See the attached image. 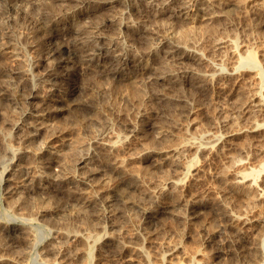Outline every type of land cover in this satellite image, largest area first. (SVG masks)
<instances>
[{
	"label": "rangeland",
	"instance_id": "1",
	"mask_svg": "<svg viewBox=\"0 0 264 264\" xmlns=\"http://www.w3.org/2000/svg\"><path fill=\"white\" fill-rule=\"evenodd\" d=\"M36 1L35 0H0V47L8 46V49H6V50L2 49L0 52V71L3 72V73L0 72V75L3 76V77L0 76V78H1L0 79V84H1L0 85V145L2 146V147L0 146L1 147L0 148V150H1L0 151V181H1L2 185L4 183H6V184L9 183L11 185V187H13L11 189V193H5L4 188L0 189V194H1V196H0V256H1L0 257V259H1L0 264L1 263L2 264L3 263L4 264H126V263L127 264H129V263L130 264H145L146 262H148L149 264H264V194L261 197H259L257 200L256 196H254V195H256L255 191L253 189H250V188H249V190H250L249 191L248 188H246L245 184L244 185L241 184V185H238L235 187H231V185H232L231 182L233 181L232 179L234 178L233 175H234V173L239 172L238 170H240V172H242V173L247 172V173H245L248 175L247 181H246L247 183H251L253 180H255V182L259 184L260 189L262 188L261 183L262 184L264 183V177L262 175L263 174L262 169L264 166V138H262L260 135L257 134L260 132L254 133V136H253V134H247L246 132H243V130L246 129V127L248 128L249 126L252 125L251 122L253 121L250 117H248L249 116L248 115L249 110H247L245 107L248 103L247 100H249V97H250V95H248L246 93L251 94L250 89H253V88L255 89L256 87L259 86L261 88L260 93L262 96H264V74H263L264 73V20L261 19V17L264 18V11H263L264 9L262 8V6H263L262 2L264 4V0H244V2H243V0H241L242 2L241 1L239 2V0H232V3H231V0H219L221 5L218 8H214V9H212L207 4L209 0H198V1L197 0H187V1L191 2V5L193 6V7L191 6V9L193 10V11L191 10V14H192L191 19H193L191 21H186L181 16H180L181 17L180 18L178 15L179 13H177L173 9H169L168 11L161 12L160 9L155 8L156 7L155 6L152 8V10H150L151 7H149V4L143 0H136V1L135 0H125V1L120 0L121 2H115V3L105 4V5L102 3L101 4H93V3L91 4V2L90 3L87 2V3H85L84 7L77 8V9H76V7H74V5H76V3L79 0H60V1H57L56 3H54L56 5H54V4L52 5L53 6L52 10L48 9V6H47V3L49 1L51 2V0H44V1L43 0H41V1L36 0ZM131 1H132V3H131ZM199 1L200 2L202 1V2L200 3ZM228 1H230V2H228ZM236 1L238 2V4H237L238 7L236 6ZM61 2H62V4H61ZM227 2L230 3V6H232V7H230V6L224 7L225 3H227ZM44 3H46V4H44ZM198 4H200V5L198 6ZM33 5L35 7H33ZM39 5L40 6L43 5V7L45 9L40 7ZM108 6H111V7H108ZM141 6H142V8H141ZM54 7H55V9H54ZM199 7H201V8H199ZM65 8H66V10H65ZM147 8H148V10H147ZM227 8L229 11L227 10ZM99 9H101V10H99ZM221 9L223 12L220 11ZM45 10H46V12H44ZM48 10L51 12L52 15L50 14V12ZM75 10H76V12H75ZM113 10H114V12L116 11L117 14L114 13ZM135 10H136V13H135ZM206 10H208V11H206ZM213 10H214V12L216 10H218V11H216L214 15L211 14L212 16H211V20H209L210 22L209 21L206 22V20L205 21L199 20L200 15L202 13H209V11H211V13H214V12H212ZM225 10H227L228 13H227V11L225 12ZM41 11H43L42 12L43 14L41 13ZM70 11H72V12H70ZM259 11H261V12L259 13ZM105 12L108 14H106ZM142 12H145V13L149 12V13L148 14L146 13V15H145V13H142ZM44 13H45V15H47V13H49V14L47 16H45ZM56 13H57V15H56ZM139 13H141V14H139ZM68 14L70 16L72 15V17H70ZM99 14H101V15H99ZM149 14L151 16L152 15L153 16L151 17ZM193 14H194V16H193ZM256 14H258V15H256ZM113 15H115V16H113ZM173 15L175 16V18ZM40 17H41V19H40ZM44 17H47L49 19L56 17V18H58V20H60V23H59L58 28H57L58 29L57 32L60 31V29H61V33L64 34V37L61 40L62 42L60 43V45L65 44V42L67 43L69 41H74V38H79V36L73 35V33H72L73 30L78 31L80 34H82V36H83L82 38H84L82 41H84V42H86L87 39H89L88 36L91 35L90 32L92 31V37H93V41L96 44V48L100 47L103 44L106 37H108L109 39H112L119 47H122V46L123 47L125 46L126 48L130 47L132 54L133 55L135 54L136 60L138 59L136 61L135 65L139 64L140 66H142V64H143L146 72L142 71V72H144V73H142L140 69L138 70V69H133V68H130V69L125 70V71L124 70L121 71V69H119L118 70V71H120V74L118 75L119 77H115L114 74H100V73H96V72L92 73V71H90L89 69L85 70L84 64L77 58H75V60H72L70 63H63L61 65L59 64L58 66L55 67L54 66L55 62H54V59L52 58L51 64L54 68L55 73L51 77L48 76L44 70L45 69V66H44V63H45L44 59L45 58L44 57H45L46 51H47L46 36H47L48 32H45L43 30V28L41 27L42 22L44 20ZM111 17H112L111 20L113 22H112V26L109 27V29L106 28L107 30L102 31V30H97L96 28H94V26H96V24H99L103 20H105L107 18H111ZM117 17H119L121 20L119 18L117 19ZM152 18H154V19H152ZM176 18H178V19H176ZM179 19H182V20H179ZM94 21H96V22H94ZM196 21H197V23H196ZM116 22L118 25H120V27H118ZM155 22H157V23H155ZM203 23H204V25H202ZM40 24H41V26H40ZM60 25H62V26L59 29ZM70 25H71V28H70ZM77 25H78V27H77ZM133 25H134V28L135 27H137V28L134 29ZM179 25H180V27H179ZM195 25H197V26H195ZM200 25H201V27H200ZM209 25L211 27H209ZM83 26L84 27L86 26V27L84 28ZM131 26H132V28H131ZM206 26H208V27H206ZM74 27H76V28H74ZM124 27H126V28H124ZM117 28H119V29H117ZM203 28H205V30ZM112 29H114V30H112ZM131 29H133V30H131ZM184 29H186V33H185ZM206 29L208 32L206 31ZM211 29H213L214 32ZM191 30H192V32H189ZM136 31H137V33H136ZM145 31H146V34L144 35ZM150 31H151V34H150ZM180 31L182 32V34L184 32L185 35L184 34L182 35ZM132 32H133V34H132ZM202 32H203V34H202ZM204 32H205V34H204ZM191 33L194 35H192ZM195 33H197V35ZM128 34H130L131 36H129ZM137 34L138 35L140 34L139 37ZM162 34H163V36H162ZM135 35H136V37H135ZM170 35L175 36L174 38L177 40H178V37L176 38V35L177 36L180 35L179 39L181 38L184 41H186V42H184L183 40L180 39V41L182 42L183 48L181 46L180 47L181 49H179V48L176 49V47H174L173 45H171V44L166 45V43H164V41H161L164 36H170ZM233 35L235 38L233 37ZM109 36H111V37H109ZM182 36H183V38H182ZM193 36H196V40H195V37H193ZM129 37H130V39L133 38L134 40L133 39L130 40ZM184 37H185V39H184ZM216 37H217V39H216ZM218 37L221 40L222 44H220V43L218 45L216 44L217 42L220 41L218 39ZM189 38H190V40H189ZM144 39H145V42H143ZM192 39L195 40V43L193 42ZM126 40H128V41H126ZM215 40H216V42H215ZM196 41H198V42H196ZM234 41H236L237 43H235ZM119 42H120V44H119ZM130 42H131V45H128ZM146 42H147V44L148 43L149 44L145 45ZM121 43H123V44H121ZM185 44H186V46H185ZM193 44H196V45H193ZM187 45H189V48L187 47ZM190 45L192 47H195V48L192 49V47H190ZM152 46L155 48L153 49ZM170 47H172V48H170ZM201 47H202V49H201ZM226 47H227V49H226ZM162 49H167L166 51L164 50V53L166 54V56L163 53ZM194 49L196 51H194ZM64 50L70 51L68 48L62 47L61 55L63 57L65 55ZM153 50H155V51H153ZM170 50L172 51V53ZM248 50H249V53H248ZM188 52H190V53L188 54ZM232 52L234 55H236L235 59L233 58V56H229V55H231ZM245 52H247V53H245ZM250 52H252L253 54H251ZM183 53H186L189 55V56L187 55L189 58H186L187 60L189 59L188 61L183 58L186 61V63L181 58L183 56ZM191 53H192V55H191ZM195 53L196 54L198 53V55L201 57H199L198 55L195 56ZM176 54H179V55L177 56ZM181 54H182V56H181ZM222 54L224 57L222 56ZM244 54H246L247 56L249 54H251L253 56V63H252V61L251 62L248 61L247 56H245L246 57L245 58ZM154 55H156V56H154ZM96 56H97L96 59H98L100 57L99 55H96ZM194 56H195V58H194ZM162 57H164V58H162ZM176 57H178V58H176ZM201 58H202V60H201ZM231 58H233L234 61ZM140 59H142V60H140ZM219 59H221V60H219ZM161 60H163V61H161ZM181 60L184 63L181 62ZM235 60H239L240 62L239 61L235 62ZM143 62H145V63H143ZM194 62H195V64H194ZM205 62H206V65H208V67H206ZM243 62H246V65ZM198 63H199V66H198ZM201 63L204 65H202ZM200 64H201V66H200ZM148 65L150 67L151 66L152 67L150 68V67H148ZM209 65H211V66H209ZM232 65L235 67V71H234V67ZM167 66L171 68L170 74L168 72L169 70H168ZM220 66L223 70H220L221 69ZM184 67H186V69H184ZM148 68H150L151 70H149ZM153 68H155V69H153ZM157 68H159V71ZM206 68L208 70L210 68L216 69V74L213 77L214 80L211 79L212 80V81L210 80L211 82H209V81L207 82L204 79V77L202 76L207 71ZM255 69L257 70V72L261 73L260 76L256 77L255 74L257 72ZM161 70L162 71L164 70V71L162 72ZM137 71H138V73H137ZM189 71H190V73H189ZM253 71L255 72V74H253ZM159 72H161V73H159ZM198 72H200L201 75H200V73L198 74ZM230 72H232L231 75L229 74ZM111 73H113V72H111ZM124 73H126L127 77H125V78H127L128 80L127 79L121 80L122 82L120 83V80H118V79L120 78V75L124 74ZM4 74H5V76H4ZM160 74L162 76H164V78H165L164 83H157L153 80V78L155 76L160 75ZM192 74H194V75H192ZM146 75H149V76L146 77ZM168 75L170 77H167ZM191 75H192V77H191ZM111 76H113V77H111ZM175 76H178V77L175 78ZM261 76H262V78H261ZM133 77L136 78L137 80L135 79V81H133L134 80ZM257 79H259V80H257ZM111 80H112V82H110ZM129 80H130V82H129ZM174 81H175V83H174ZM204 81L206 82V85H205ZM134 82L138 83L139 85L135 84ZM149 82H151V83H149ZM122 83L126 84L124 86H127V85L129 86V84L131 83V86H129V87L127 86L126 87L127 90H126V89H124V86ZM209 83H211V84H209ZM149 84H150V86L152 84L153 87L152 86L150 87ZM155 84H156L157 88L155 87ZM159 84L164 85V86H161ZM179 84L181 87L179 86ZM243 84L245 85V87L242 86ZM253 84H255V85H253ZM132 85L134 88L135 87L136 88L135 89L132 88ZM240 85H241V87H240ZM73 86H75L77 89L73 90L72 89ZM114 86H116V87H114ZM140 86H142V87L140 88ZM171 86L173 88H171ZM176 86H178L179 88L178 87L175 88ZM98 87L100 88V90L98 89ZM109 87L111 90L109 89ZM119 87H121V88H119ZM158 87L161 89H159ZM32 88H34V90L37 92L36 93L37 97L29 99L28 95H29L30 91L32 90ZM92 88H94V89H92ZM130 88H132L133 90ZM138 88H140L141 90ZM143 88H144V91H143ZM204 88H205V90H204ZM233 88L235 89V91ZM90 89H92V90L90 91ZM96 89H98V90H96ZM156 89H158V90L156 91ZM177 89L179 90L180 93L178 92ZM75 90H77V91H75ZM160 90L161 91L166 90V91H163L164 92L163 93ZM123 91L126 92V94ZM158 91H159V93L161 92V94H159ZM167 91H168V94H167ZM173 91H175L176 95L173 93ZM248 91H250V92H248ZM13 92H14L13 95L9 94V93H13ZM39 92H40V94H39ZM69 92H72V93H69ZM94 92H96V93H94ZM121 92H123V93H121ZM137 92H139V93L137 94ZM177 92L179 93V95ZM6 93H7V95H6ZM133 93H134V96H136L135 98L133 96ZM141 93H142V95H141ZM154 93H156V94H154ZM172 93H173V95H172ZM57 94H59L60 97L61 96L62 97L61 98L58 97L59 98L58 99L56 96H54ZM87 94H88V96H87ZM103 94L105 95V97ZM130 94L132 95V97L130 96ZM135 94H137V95H135ZM181 94H182V96H181ZM38 95H40V96H38ZM44 95L46 98L44 97ZM128 95L132 99L131 101H130V98H128L126 100ZM160 95H162V96H160ZM174 95L177 97H175ZM84 96H86V97H84ZM79 97H80V99L82 98L83 100L85 98L84 101L87 100L86 106L83 107L84 108L83 110H79V111L74 110V111H70V112L61 110L63 108L62 105H64L65 103L69 104L71 101H75V98H77L76 100H78ZM170 97H171V99H170ZM176 100H177V102H176ZM168 101H170V103ZM172 102L174 105L177 104L176 107L171 104ZM162 103L166 107H164L162 105ZM238 103H242V104L238 105ZM35 104H38V105L40 104L41 107L43 106L42 107V108H44L43 112H46L47 114H49L47 117V120H46V127H47L46 135H48L49 137L46 140H44L42 138V136H39L37 138H32L31 140L30 139L27 140L23 137V134H24L23 129L20 128V127H22V124L24 123L23 121L27 119V117L25 115L26 111H28V109L31 107V105H35ZM67 104H65V105H67ZM162 106H163V108H162ZM240 106H241V108H240ZM49 107L54 109V110L48 109ZM180 109H182V110H180ZM168 110L171 112L173 111L172 113L170 112L171 115L170 114L166 115L169 113ZM246 110H247V112H246L247 114L245 113ZM53 112H55V113H53ZM163 113H165V115ZM241 113H242V115H241ZM3 115H6L7 117H3ZM174 115H175V117H174ZM246 115H248V116H246ZM245 116L248 117L247 118L248 120L246 119ZM257 117L256 118L254 117V122L259 121L257 123H259V124L262 123V130H264V119L261 118L262 116H257ZM6 118H7V121H6ZM95 119H97L98 121ZM255 119H256V121H255ZM231 120H233L232 121L233 123L231 122ZM158 121H161L160 124H158L159 123ZM171 121H172V123L174 122L173 126L169 125L171 123ZM167 124L169 127L167 126ZM165 127H168V128H165ZM236 128H237V130H239V128H240L241 133H239L238 136H234L232 139H230V141L234 140V142H232V141H231L232 143L229 141L225 142V139L222 138L224 136L223 133H226V132H228L230 130H234V129L236 130ZM169 130H171V131H169ZM50 132H52L51 135H50ZM192 133H193V135H192ZM244 133H246V134H244ZM203 134H204V137L202 136ZM220 134H223V136H221ZM196 135H198V137H196ZM218 135H220V137H218V139H217ZM9 136H10V138H9ZM167 136H168V138L165 139L164 137H167ZM181 136H183V139H181L182 138ZM186 136L187 137L189 136L188 138H190L191 141H190V139H188V141L193 142L194 146H197V145L201 146L200 147L201 150L198 149V151H197L195 148L186 147V148H184L185 151L184 150L180 151L182 153H180V152H177L175 154L172 153L170 151L171 147H174V145H177L179 140L180 141L184 140V142H185ZM208 137L209 138L211 137V138L206 139ZM258 137H259V139H257ZM196 138L199 140H195ZM255 138L258 140V142L256 141ZM113 139H114V141H113ZM214 139L215 140L217 139L216 140L217 142ZM260 139H262V140H260ZM153 140L155 143L153 142ZM156 140H158V141H156ZM159 140H161V141H159ZM175 140L176 141L178 140V141L176 142ZM45 141L49 142V144H51V145L53 144L52 147L57 146V148H59V150L62 151V155L65 156V157L63 156L64 158L62 157L63 158V160H62V158H61L62 155L61 154H60L61 156L59 155L61 161L64 162V166H65L64 168L62 167L63 169L61 172V177H62L61 183H58V182H57L58 184L52 183V184H54V185H52L51 183L46 184V183H42L41 181H36V180L34 181L33 180L34 179L33 176H35L37 174L36 171H38V170L40 171L42 169L41 166H39V165H40V162L43 160L42 159L43 155L45 154L44 149L47 145V143ZM67 141H69V142H67ZM148 141H151V142H148ZM195 141H196V143L198 141L199 142L201 141V142L200 143L198 142L199 144H196V143H194ZM202 141H204L203 142L204 144L202 143ZM206 141L207 142L208 141L209 142L214 141V142L213 143L208 142V144H205V143H207ZM5 142H7V144L8 145L10 144V145L7 146ZM78 142H80V143H78ZM109 142H110V144H109ZM139 142H141L140 145H139ZM166 142H168L170 145ZM181 142H183V141H181ZM181 142H179V143H181ZM186 142H187V139H186ZM145 143L146 144L149 143V147H150V148H147L149 150L147 155L144 153H141V150H140V149H143V148L148 146V144H147V146H145L146 145ZM172 143H174L173 146H171ZM143 144H144V147L142 146ZM151 144L157 148H154ZM156 144H157V146H156ZM164 144L169 148H167ZM60 145H61V147H60ZM63 145H64V147H63ZM73 145H76V146H73ZM109 145H111V147H112V148L110 147L111 150L109 148ZM202 145H203V147H202ZM230 145H231V147H230ZM71 146H72V148H71ZM78 146H79L80 150L73 149V147L77 148ZM96 146L98 147L97 149H96ZM208 146H210V147H208ZM100 147H102V148H100ZM106 147H108L109 150ZM159 147H160V149H158ZM161 147L163 149H161ZM220 147H223V148L225 147L226 149L225 148L219 149ZM62 148H63V150H62ZM103 148L105 151L103 150ZM151 148L154 150H152ZM206 148H207V150H206ZM7 149H9V150H7ZM15 149H17V150H15ZM2 150H3V152H2ZM6 150L9 152H7ZM164 150L166 151L164 154L157 153V152L164 151ZM219 150H222V151H219ZM234 150H236V151H234ZM15 151H17V152H15ZM75 151L77 152V154ZM79 151H80V153H79ZM150 151H152V152H150ZM229 151H230V153H229ZM65 152L68 154V157L70 156V158L67 157V154ZM170 152H171V154H170ZM183 152H185V153H183ZM195 152H197V153H195ZM63 153H65V154H63ZM179 153H180V155H179ZM226 153H228V154H226ZM2 154H4V155H2ZM36 154H38V155H36ZM74 154H76V156ZM106 154H107V157L105 156ZM168 154H169V157H168ZM229 154H231V155H229ZM22 155H24V156H22ZM28 155H30V156H28ZM79 155H81V157H84L86 159L87 163L89 161L88 164L87 163L85 164V166L88 165L89 168H88V166L87 167L84 166L83 168H80V166H77L75 163L73 164V162H75V160L78 157H80ZM175 155H177V156L175 157ZM32 156H34V157L32 158ZM38 156H40V157H38ZM71 156H72V158H71ZM230 156H231V158H230ZM234 156H235V158H232ZM29 157H30V159H29ZM36 157H37V159H40L41 161L37 160ZM74 157L76 159H74ZM109 157L111 159H109ZM228 157L230 158V162L228 161L229 160ZM27 158H28V160H27ZM67 159H68V161H67ZM112 160H114V161H112ZM115 161H116V163L120 162L121 164L118 163L116 165ZM172 161H174V162H172ZM192 161L196 162V164H193ZM235 161H237V163ZM36 162H37V164H36ZM234 162H235V165H234ZM108 163L110 166L108 165ZM111 163H114V164H111ZM229 163H230V165H229ZM22 164H23V166H22ZM26 164H28V165L30 164V165L28 166ZM32 164H33V166H32ZM103 164H105V165H103ZM174 164L176 166H174ZM188 165L192 166L194 168L192 171H190L191 173H193L195 175L194 178L199 177L200 179H196V181H193L191 177H188V176L185 177L184 176V177H182V180L184 183V184L182 183L183 184L182 187L177 188V189H171V187L165 186V185H167V182H168L167 179L169 180V178L171 179V178L178 176V175L183 176L184 168L187 167ZM14 166H16L15 171H14V169H15ZM24 166L28 167L27 171H23L22 167H24ZM34 166H37L38 170ZM115 167L119 170H117ZM173 167H175V168L173 169ZM69 168L71 170H68ZM87 168H88V170H87ZM83 169H85L86 171L84 172ZM131 169L133 172H130V174H129V171ZM222 169H223V173L222 172L220 173V171H222ZM224 169L226 171H224ZM89 170H90V172H89ZM137 171L140 173V174L137 173V175H139L141 177V181H140L139 176H138L139 178L137 177V175L135 176ZM123 172H125V173H123ZM225 172H226V174H225ZM64 173H65V175H64ZM122 173H123V175H121ZM249 173H252L253 177ZM15 174H17L19 177ZM23 174H25V175L23 176ZM26 174L30 177H28ZM82 174L85 176L88 175L89 182H91V181L95 182V185L93 184V182H91L92 183L91 185L97 191L96 195L94 193V196L92 199V202H94V203L89 204L87 207L82 205L81 201H79V200H71V199L67 200V197H66L67 189L70 188L69 186H71L70 185L71 183L68 180L69 178L67 179V177H71V176L77 177L80 175L83 176ZM89 174H91V175H89ZM133 174H134V176H132ZM197 174H198V176H197ZM7 175L9 176V179H11V180L9 182H4L3 178L6 179ZM130 175H131V177H130ZM25 176H27V177H25ZM255 176H257L258 178ZM106 178H108V179H106ZM250 178H251V180H250ZM29 179H31V181ZM64 179H67V180H64ZM126 179H127V181H126ZM135 179H136V181L134 182ZM129 180H131L130 181L131 183H129ZM224 180H227V181H224ZM102 181H103V183H101ZM132 181H133V183H132ZM29 182H31V183H29ZM139 183L142 185H140ZM43 184L47 185L48 187L45 185L43 186ZM105 184L108 187L103 186ZM130 184H132V185H130ZM138 184H139V186H138ZM227 184H229V185H227ZM135 185H137V186H135ZM160 185H162V186L159 187ZM14 186H16V188ZM104 187H105V189H104ZM120 187H125V188L124 189L121 188L122 191H120V189H119ZM225 187H227V189ZM52 188H54V189H52ZM118 189H119V191H117ZM188 189H189V193H194V195L200 196L199 197L200 200L202 199L201 201L199 200L198 207H195L197 210L196 215H195L193 209H191V207H189L187 205L185 206V203H183V200L186 199L185 194L188 191ZM242 189H243V191H242ZM48 190H51V191H48ZM128 190H129V192H128ZM156 190H158L160 192H158ZM171 190L173 192H171ZM174 190H177V191H174ZM179 190H180V192H178ZM230 190H232V191H230ZM161 191H163V192L165 191L164 194H162L163 192H161ZM182 191L184 194L182 193ZM20 192H22L23 195ZM114 192H116V193H114ZM117 192L118 193L120 192V193L118 194ZM125 192H126V194L124 196ZM130 192L134 193V195L131 194ZM166 192H167V194H166ZM197 192H199V193H197ZM235 192H237V193L235 194ZM145 193H147V195ZM178 193H179V195H178ZM200 193H203L202 196ZM103 194H104V197H102ZM106 194L109 196H106ZM120 194H122V195H120ZM180 194L182 195V197ZM252 194H254V195H252ZM97 195L98 196L100 195V196L98 197ZM119 195H120V198H122V199H123V197L127 198V204L130 202L132 209H131V206H129V204L127 205L126 203H124V201L121 202L119 200L120 198L117 197ZM126 195H129L131 197H129V196L127 197ZM141 195L143 196V198H141L142 197ZM145 195L148 197H146ZM151 195L152 196L155 195V196L152 197ZM176 195H177L178 200L175 198ZM214 195H216L218 198H216V196H214ZM20 196H21V198H20ZM23 196H25V197H23ZM111 196H113V197H111ZM133 196L135 198H133ZM138 196H140V197H138ZM110 197L116 198V200H117V203L115 202L116 203L115 205H114V202H112V204H111V205H114V210L116 208V211L113 214L114 216H111L108 220H103L100 217V215L98 214V213H100V212H98V210L100 211V207H99L100 201H102L103 198L104 199H110ZM161 197H162V199H161ZM172 197H174V198L171 199ZM183 197H185V198L183 199ZM206 197H208V198H206ZM252 197H253V199H252ZM24 198H25V200H24ZM199 198H197V199H199ZM204 198H205V200H204ZM99 199H101V200H99ZM138 199H140V201ZM206 199H208V200H206ZM219 199H222V200H219ZM223 199H225V200H223ZM48 200L50 203L47 202ZM132 200H133V202H131ZM10 201H11V203H10ZM23 201H26V202L23 203ZM30 201H31V203H30ZM137 202L140 204H136ZM149 202H150V206H149ZM210 202H212V203H210ZM222 202H224V203H222ZM227 202L231 203L234 207ZM9 203L11 205H9ZM26 203L29 205H26ZM141 203H143V206ZM168 203H170V205ZM226 203H227V205H231L232 207L227 206V205L224 206V204H226ZM163 204L167 205L169 208H171V212L168 211L169 213L165 212L164 214L163 213L161 215L158 214L156 217H150V218H147L143 213H141L144 206H145L144 209L154 211ZM116 205H117V207H116ZM178 205L181 207H179ZM213 205H214V207L220 206V208H215L216 211H214L215 209L212 207ZM28 206H30V207H28ZM80 206H81V208H80ZM127 206L129 209L126 208L127 209L126 210L125 207H127ZM172 206H173V208H172ZM83 207H84L87 214L85 213V211H83L84 210ZM89 207L92 208V210ZM133 207H135V208L133 209ZM228 207H230V209L232 208V211ZM47 208L49 210H47ZM87 208H89V210H87ZM95 208L97 209V211L95 210ZM176 209L177 210L179 209V211H178V212H180L179 214H177L178 212H176ZM121 210L122 211L124 210L125 215H123L124 212H122ZM174 210H175V212H174ZM224 210H228L232 214L239 215L241 217V220L238 222L239 224L237 223V224H235V226H230V224L228 223V221L225 218L226 213ZM199 211H201V212H199ZM213 211H214V213H213ZM170 213H172V214H170ZM173 213L174 214L176 213V214L174 215ZM68 214H69V217H68ZM128 214H129V216H128ZM82 215H83V217L80 218V216H82ZM115 215H116V217H115ZM159 215H160V217L162 216L160 219H159ZM165 215H166V217H165ZM130 216H131V218H129ZM223 216H225V217H223ZM20 217L22 219H20ZM24 217L27 220H23ZM62 217H63V219H62ZM65 217H66V219H65ZM93 217H96V218H93ZM112 217H114V218L112 219ZM179 217H181V218H179ZM67 218H69V219H67ZM86 219L87 220L89 219V220L87 221ZM94 219H96V220H94ZM86 221L89 223H87ZM91 221L93 223H91ZM58 222L61 225H63V227ZM8 223H17L16 228L14 230L15 232L13 233V235H11L10 232H7L5 229L6 225H8L9 227L12 226V225H9ZM22 223L24 225H22ZM57 223H58V225H57ZM68 223L71 227H69ZM90 223L92 226L90 225ZM206 225H207V227H206ZM209 225H211V226H209ZM23 226H25V227H23ZM58 226H59V229L64 228V229L59 230L60 232L62 231L61 233L57 229ZM88 226L90 228H88ZM66 227L67 228L69 227L68 230H65V229H67ZM237 227L239 229H237ZM21 228L23 229V232H22ZM71 228L74 230V232ZM18 229L21 231H19ZM76 229L79 230L80 232L78 233ZM211 229H214V231L213 230L211 231ZM241 229H242V232L240 231ZM63 231L65 232L66 235L63 233ZM70 231L73 233L71 234ZM209 231H211V232H209ZM19 232H21V234H22V236H20V238H19V243H21L22 246L21 245L20 246H14V245L10 244L9 241H11V239L9 238V236L13 237L14 234L20 235ZM243 232H245V233H243ZM26 234H27V236H26ZM62 234H64V235H62ZM82 234H83V236H82ZM23 235H25L26 238ZM84 235L85 236L87 235L89 238H87V236L85 237ZM71 236H72V240H71ZM137 236L139 239H137ZM96 237H97V239H96ZM123 237H124V239H123ZM27 238H29V239H27ZM83 238L85 239V241H83L84 240ZM115 239H116L117 243H116ZM32 240L34 242H32ZM68 240H71V241H68ZM73 240L76 242H73ZM118 240H120V242ZM27 243L29 245H27ZM59 243H61V245ZM69 243H70V245H69ZM81 243L83 244V246L85 245L84 248H82L83 246ZM23 244L25 247H23ZM52 244H54L55 247L57 245L58 246L55 248L54 245L52 246ZM120 244L122 245V247H120L121 246ZM123 244H125V245H123ZM50 245H51V248H50ZM20 247H22L23 251H22V249H20L21 251L19 250ZM45 247H46V249H45ZM58 247H59V249H58ZM73 247L74 248L77 247L78 249L74 250ZM125 247H126V249H125ZM24 248H26V249L24 250ZM79 248L83 249V250L85 249L84 250L85 252L83 250L80 251ZM87 248H88V250H87ZM116 248H118L119 251L116 250ZM137 249L140 252L137 251ZM72 250H73V252H72ZM126 250H127V252H126ZM116 251H118V252H116ZM141 251H143V252L145 251V254H143V252L141 253ZM83 253H85V254H83ZM73 254L75 256H73ZM76 254H78V256ZM131 257H133V258L131 259ZM128 258H130L132 262H129V260H127Z\"/></svg>",
	"mask_w": 264,
	"mask_h": 264
},
{
	"label": "bare ground",
	"instance_id": "2",
	"mask_svg": "<svg viewBox=\"0 0 264 264\" xmlns=\"http://www.w3.org/2000/svg\"><path fill=\"white\" fill-rule=\"evenodd\" d=\"M36 1V0H35ZM41 1V0H40ZM44 1V0H43ZM57 1H60V0H51V2L49 1H47L46 3H47V6H48V9H50V10H52V5L54 4V3H56ZM122 1V0H121ZM120 0H79L77 3H76V5H74V7H76V9L77 8H82V7H84V5H85V3H90L91 2V4L93 3V4H110V3H115V2H121ZM125 1V0H124ZM136 1V0H135ZM143 1H146V3H148L149 4V7H151V9L150 10H152V8L153 7H155V8H157V9H160V11L161 12H163V11H168L169 9H173V10H175L177 13H179L178 15H179V17L181 16L183 19H185L186 21H191V20H193V19H191L192 17V14H191V2H189V1H187V0H143ZM198 1V0H197ZM241 0H239V2H240ZM32 2V1H31ZM30 2V3H31ZM37 2V1H36ZM63 2V1H62ZM62 2H61V4H62ZM194 2V1H193ZM200 2V1H199ZM202 2V1H201ZM200 2V3H201ZM224 2V1H223ZM226 2V1H225ZM228 2H230V1H228ZM225 3V6L224 7H227V6H230V3ZM235 2V1H234ZM242 2V1H241ZM243 2H244V0H243ZM259 2V1H258ZM261 2V1H260ZM11 3V2H10ZM33 3V2H32ZM38 3V2H37ZM41 3V2H40ZM46 3H44V4H46ZM131 3H132V1H131ZM196 3V2H195ZM198 3V2H197ZM231 3H232V0H231ZM42 4V3H41ZM78 4V5H77ZM138 4V3H137ZM141 4V3H140ZM193 4V3H192ZM206 4V3H205ZM212 9H214V8H218L221 4H220V1L219 0H209L208 1V3H207ZM223 4V3H222ZM237 4H238V2L236 1V6H237ZM54 5H56V4H54ZM73 5V4H72ZM112 5V4H111ZM134 5V4H133ZM132 5V6H133ZM136 5V4H135ZM143 5V4H142ZM200 4H198V6H199ZM258 5V4H257ZM261 5V4H260ZM262 8L264 9V4H263V2H262ZM38 6V5H37ZM40 6V5H39ZM61 6V5H60ZM196 6V5H195ZM33 7H35L34 5H33ZM40 7H42V8H44L43 7V5L42 6H40ZM56 7V6H55ZM55 7H54V9H55ZM59 7V6H58ZM57 7V8H58ZM92 7V6H91ZM99 7V6H98ZM108 7H111V6H108ZM135 7V6H134ZM193 7V6H192ZM208 7V6H207ZM206 7V8H207ZM209 7V8H210ZM222 7V6H221ZM220 7V8H221ZM223 7V8H224ZM230 7H232V6H230ZM234 7V6H233ZM238 7V6H237ZM41 8V9H42ZM73 8V7H72ZM87 8V7H86ZM85 8V9H86ZM96 8V7H95ZM141 8H142V6H141ZM145 8V7H144ZM197 8V7H196ZM199 8H201V7H199ZM258 8V7H257ZM36 9V8H35ZM40 9V10H41ZM45 9V8H44ZM47 9V8H46ZM88 9V8H87ZM112 9V8H111ZM135 9V8H134ZM260 9V8H259ZM59 10V9H58ZM64 10V9H63ZM65 10H66V8H65ZM73 10V9H72ZM99 10H101V9H99ZM142 10V9H141ZM147 10H148V8H147ZM198 10V9H197ZM224 10V9H223ZM227 10H228V8H227ZM227 10H225V12L227 11ZM49 11V10H48ZM69 11V10H68ZM106 11V10H105ZM108 11V10H107ZM134 11V10H133ZM138 11V10H137ZM145 11V10H144ZM156 11V10H155ZM171 11V10H170ZM193 11V10H192ZM196 11V10H195ZM206 11H208V10H206ZM216 11H218V10H216ZM215 11V12H216ZM220 11H222V9L220 10ZM219 11V12H220ZM229 11V10H228ZM228 11H227V13H228ZM256 11V10H255ZM264 11V10H263ZM43 11H41V13H42ZM44 12H46V10L44 11ZM50 12V11H49ZM55 12V11H54ZM57 12V11H56ZM70 12H72V11H70ZM75 12H76V10H75ZM97 12V11H96ZM100 12V11H99ZM113 12H114V10H113ZM112 12V13H113ZM152 12V11H151ZM159 12V11H158ZM212 12H214V10L212 11ZM215 12L214 13H211V11H209V13H202L201 15H200V19L199 20H206V22L207 21H209V20H211V16L212 15H214L215 14ZM218 12V13H219ZM223 12V11H222ZM221 12V13H222ZM261 11H259V13H260ZM60 13V12H59ZM68 13V12H67ZM74 13V12H73ZM94 13V12H93ZM106 13V12H105ZM114 13H116V11L114 12ZM113 13V14H114ZM135 13H136V10H135ZM142 13H145V12H142ZM147 13V12H146ZM146 13H145V15H146ZM149 13V12H148ZM147 13V14H148ZM153 13V12H152ZM151 13V14H152ZM231 13V12H230ZM258 13V12H257ZM43 14V13H42ZM49 13H47V15H48ZM50 14H51V12H50ZM106 14H108V13H106ZM117 14V13H116ZM115 14V15H116ZM139 14H141V13H139ZM172 14V13H171ZM176 14V13H175ZM212 14V15H211ZM217 14V13H216ZM220 14V13H219ZM226 14V13H225ZM263 14V13H262ZM44 15H45V13H44ZM47 15H45V16H47ZM52 15V14H51ZM56 15H57V13H56ZM69 15V14H68ZM76 15V14H75ZM74 15V16H75ZM93 15V14H92ZM99 15H101V14H99ZM104 15V14H103ZM115 15H113V16H115ZM119 15V14H118ZM143 15V14H142ZM150 15V14H149ZM155 15V14H154ZM157 15V14H156ZM197 15V14H196ZM256 15H258V14H256ZM260 15V14H259ZM60 16V15H59ZM70 16V15H69ZM106 16V15H105ZM120 16V15H119ZM151 16V15H150ZM153 16V15H152ZM151 16V17H152ZM160 16V15H159ZM174 16V15H173ZM193 16H194V14H193ZM70 17H72V15L70 16ZM69 17V18H70ZM98 17V16H97ZM96 17V18H97ZM102 17V16H101ZM110 17V16H109ZM148 17V16H147ZM156 17V16H155ZM177 17V16H176ZM180 17V18H181ZM224 17V16H223ZM261 17V16H260ZM60 18V17H59ZM115 18V17H114ZM119 17H117V19H118ZM174 18H175V16H174ZM199 18V17H198ZM214 18V17H213ZM217 18V17H216ZM40 19H41V17H40ZM101 19V18H100ZM112 17L111 18H107V19H105V20H103L102 22H100L99 24H96V26H94V28H96L97 30H102V31H104V30H107L106 28H108L109 29V27H111L112 26ZM120 19V18H119ZM152 19H154V18H152ZM156 19V18H155ZM176 19H178V18H176ZM218 19V18H217ZM261 19H263L264 20V18L263 17H261ZM102 20V19H101ZM121 20V19H120ZM179 20H182V19H179ZM216 20V19H215ZM214 20V21H215ZM228 20V19H227ZM262 20V21H263ZM97 21V20H96ZM96 21H94V22H96ZM184 21V20H183ZM213 21V22H214ZM93 22V23H94ZM120 22V21H119ZM126 22V21H125ZM175 22V21H174ZM194 22V21H193ZM205 22V23H206ZM210 22V21H209ZM41 23V22H40ZM59 23H60V20H58V18H56V17H53V18H51V19H49V18H47V17H44V20H43V22H42V26H41V24H40V26L43 28V30L45 31V32H48L47 33V36H46V44H47V51H46V55H45V59H44V66H45V73L48 75V76H53L54 75V68H53V66H52V58L54 59V62H55V67L56 66H58L59 64L61 65V64H63V63H70L72 60H75V58H77V59H79L83 64H84V69L86 70V69H89L90 71H92V73L93 72H96V73H100V74H114L115 75V77H119L118 75L120 74V71H118L119 69H121V71L122 70H128V69H130V68H133V69H140L141 70V72L142 71H145V67L143 66V64H142V66H140L138 63V65H135V63H136V61L138 60H136V56H135V54L133 55L132 54V51H131V49H130V47L129 48H126L125 46L123 47H119L112 39H109L108 37H106V39L104 40V42H103V44L100 46V47H98V48H96V44H95V42L93 41V37H92V31L90 32L91 33V35L90 36H88L89 37V39H87V41L86 42H84V41H82L84 38H82L83 36H82V34H80L78 31H74L73 30V35H76V36H79V38H74V41H69V42H65V44H63V45H60V43L62 42L61 40L63 39V37H64V34L63 33H61V29H60V27L63 25L62 23V25H60L59 26V29H60V31H58L57 32V28H58V25H59ZM121 23V22H120ZM155 23H157V22H155ZM185 23V22H184ZM196 23H197V21H196ZM212 23V22H211ZM94 24V25H95ZM114 24V23H113ZM116 24H117V22H116ZM123 24V23H122ZM126 24V23H125ZM124 24V25H125ZM132 24V23H131ZM190 24V23H189ZM188 24V25H189ZM192 24V23H191ZM201 24V23H200ZM208 24V23H207ZM118 25V24H117ZM159 25V24H158ZM202 25H204V23L202 24ZM81 26V25H80ZM152 26V25H151ZM187 26V25H186ZM190 26V25H189ZM195 26H197V25H195ZM67 27V26H66ZM65 27V28H66ZM77 27H78V25H77ZM84 27V26H83ZM86 27V26H85ZM84 27V28H85ZM118 27H120V25H118ZM128 27V26H127ZM147 27V26H146ZM163 27V26H162ZM179 27H180V25H179ZM183 27V26H182ZM181 27V28H182ZM200 27H201V25H200ZM206 27H208V26H206ZM209 27H211L210 25H209ZM220 27V26H219ZM70 28H71V25H70ZM74 28H76V27H74ZM124 28H126V27H124ZM129 28V27H128ZM131 28H132V26H131ZM133 28H134V25H133ZM135 28H137V27H135ZM134 28V29H135ZM148 28V27H147ZM152 28V27H151ZM180 28V29H181ZM117 29H119V28H117ZM121 29V28H120ZM145 29V28H144ZM187 29V28H186ZM186 29H184L185 30V33H186ZM204 30H205V28H203ZM210 29V28H209ZM88 30V29H87ZM90 30V29H89ZM112 30H114V29H112ZM131 30H133V29H131ZM147 30V29H146ZM159 30V29H158ZM183 30V31H184ZM188 30V29H187ZM193 30V29H192ZM192 30L191 31H189V32H192ZM211 30H213V29H211ZM118 31V30H117ZM123 31V30H122ZM148 31V30H147ZM203 31V30H202ZM206 31H207V29H206ZM57 32V33H56ZM112 32V31H111ZM110 32V33H111ZM181 32V31H180ZM199 32V31H198ZM197 32V33H198ZM208 32V31H207ZM213 32H214V30H213ZM212 32V33H213ZM89 33V34H90ZM120 33V32H119ZM127 33V32H126ZM129 33V32H128ZM131 33V32H130ZM136 33H137V31H136ZM148 33V32H147ZM168 33V32H167ZM178 33V32H177ZM185 33L183 32V34L185 35ZM194 33V32H193ZM197 33H195L196 35H197ZM88 34V33H87ZM107 34V33H106ZM132 34H133V32H132ZM143 34V33H142ZM146 34V31H145V33H144V35ZM150 34H151V31H150ZM166 34V33H165ZM171 34V33H170ZM179 34V33H178ZM177 34V35H178ZM181 34H182V32H181ZM182 34V35H183ZM190 34V33H189ZM192 34V33H191ZM202 34H203V32H202ZM201 34V35H202ZM204 34H205V32H204ZM114 35V34H113ZM129 36H131L130 34H128ZM138 35V34H137ZM140 35V34H139ZM139 35H138V37H139ZM168 35V34H167ZM172 35V34H171ZM164 36L163 37V39L161 40V41H164V43H166V45L167 44H171V45H173L174 47H176V49L177 48H179V49H181L180 47L182 46V48H183V45H182V42L180 41V39H179V36H177L176 35V38L178 37V40L177 39H175L174 37L175 36ZM175 35V34H174ZM192 35H194V34H192ZM207 35V34H206ZM213 35V34H212ZM215 35V34H214ZM87 36V35H86ZM112 36V35H111ZM111 36H109V37H111ZM143 36V35H142ZM147 36V35H146ZM162 36H163V34H162ZM161 36V37H162ZM187 36V35H186ZM200 36V35H199ZM198 36V37H199ZM135 37H136V35H135ZM193 37H195V40H196V36H193ZM201 37V36H200ZM213 37V36H212ZM233 37H234V35H233ZM232 37V38H233ZM115 38V37H114ZM145 38V37H144ZM182 38H183V36H182ZM187 38V37H186ZM231 38V39H232ZM235 38V37H234ZM117 39V38H116ZM126 39V38H125ZM128 39V38H127ZM129 39H130V37H129ZM133 39V38H132ZM132 39H130V40H132ZM143 39V38H142ZM184 39H185V37H184ZM214 39V38H213ZM216 39H217V37H216ZM218 39H219V37H218ZM71 40V39H70ZM121 40V39H120ZM134 40V39H133ZM147 40V39H146ZM181 40H183V39H181ZM188 40V39H187ZM189 40H190V38H189ZM193 40V39H192ZM195 40H193V42L195 43ZM220 40V39H219ZM229 40V39H228ZM65 41V40H64ZM68 41V40H67ZM125 41V40H124ZM126 41H128V40H126ZM148 41V40H147ZM184 41V40H183ZM214 41V40H213ZM218 41V40H217ZM141 42V41H140ZM143 42H145V39L143 40ZM151 42V41H150ZM184 42H186V41H184ZM192 42V41H191ZM192 42V43H193ZM196 42H198V41H196ZM215 42H216V40H215ZM223 42V41H222ZM230 42V41H229ZM235 43H237L236 41H234ZM127 43V42H126ZM222 44L221 43V40L219 41V42H217L216 44L218 45V44ZM231 43V42H230ZM233 43V42H232ZM119 44H120V42H119ZM121 44H123V43H121ZM147 44V42L145 43V45ZM149 44V43H148ZM147 44V45H148ZM161 44V43H160ZM211 44V43H210ZM213 44V43H212ZM215 44V45H216ZM128 45H131V42L128 44ZM151 45V44H150ZM164 45V44H163ZM193 45H196V44H193ZM214 45V44H213ZM142 46V45H141ZM185 46H186V44H185ZM184 46V47H185ZM199 46V45H198ZM201 46V45H200ZM62 47H65V48H68L70 51H68V50H64L65 51V55H64V57L61 55V50H62ZM144 47V46H143ZM153 47V46H152ZM187 47L189 48V45H187ZM190 47H192L191 45H190ZM215 47V46H214ZM213 47V48H214ZM225 47V46H224ZM233 47V46H232ZM145 48V47H144ZM148 48V47H147ZM155 47H153V49H154ZM170 48H172V47H170ZM193 48H195V47H192V49ZM197 48V47H196ZM199 48V47H198ZM6 50V49H8V46H5V47H0V52H1V50ZM175 49V48H174ZM175 49V50H176ZM191 49V48H190ZM201 49H202V47H201ZM212 49V48H211ZM226 49H227V47H226ZM234 49V48H233ZM146 50V49H145ZM149 50V49H148ZM151 50V49H150ZM163 50V53H164V50L166 51L167 49H162ZM213 50V49H212ZM220 50V49H219ZM235 50V49H234ZM233 50V51H234ZM153 51H155V50H153ZM158 51V50H157ZM171 51V50H170ZM192 51V50H191ZM194 51H196L195 49H194ZM222 51V50H221ZM134 52V51H133ZM159 52V51H158ZM181 52V51H180ZM218 52V51H217ZM228 52V51H227ZM151 53V52H150ZM170 53V52H169ZM171 53H172V51H171ZM179 53V52H178ZM190 52H188V54H189ZM220 53V52H219ZM222 53V52H221ZM245 53H247V52H245ZM248 53H249V50H248ZM251 54H253L252 52H250ZM158 54V53H157ZM156 54V55H157ZM165 54V53H164ZM188 54H186V53H183V56H182V54H181V58L183 59H186V58H189L188 56ZM194 54V53H193ZM224 54V53H223ZM223 54H222V56H223ZM251 54H249L248 56L246 55V54H244V57L245 56H247V59H248V61H252V63H253V56L251 55ZM96 55H99L100 57L98 58V59H96ZM137 55V54H136ZM144 55V54H143ZM156 55H154V56H156ZM177 56L179 55V54H176ZM188 55V56H187ZM191 55H192V53H191ZM196 55H198V53L196 54L195 53V56ZM225 55V54H224ZM138 56V55H137ZM145 56V55H144ZM143 56V57H144ZM158 56V55H157ZM165 56H166V54H165ZM168 56V55H167ZM171 56V55H170ZM169 56V57H170ZM173 56V55H172ZM175 56V55H174ZM195 56H194V58H195ZM199 56V55H198ZM227 56V55H226ZM225 56V57H226ZM229 56H233V58L235 59L236 57V55H234L233 54V52L231 53V55H229ZM238 56V55H237ZM140 57V56H139ZM138 57V58H139ZM199 57H201V56H199ZM198 57V58H199ZM224 57V56H223ZM149 58V57H148ZM162 58H164V57H162ZM175 58V57H174ZM176 58H178V57H176ZM203 58V57H202ZM202 58H201V60H202ZM218 58V57H217ZM233 58H231L233 61H234V59ZM239 58V57H238ZM246 58V57H245ZM145 59V58H144ZM143 59V60H144ZM159 59V58H158ZM183 59V60H184ZM208 59V58H207ZM225 59V58H224ZM140 60H142V59H140ZM187 60V59H186ZM189 60V59H188ZM187 60V61H188ZM198 60V59H197ZM204 60V59H203ZM219 60H221V59H219ZM146 61V60H145ZM161 61H163V60H161ZM167 61V60H166ZM185 61V60H184ZM195 61V60H194ZM236 61H239V60H235V62ZM180 62V61H179ZM181 62H183L182 60H181ZM198 62V61H197ZM200 62V61H199ZM220 62V61H219ZM234 62V63H235ZM240 62V61H239ZM238 62V63H239ZM247 62V61H246ZM246 62H243L245 65H246ZM143 63H145V62H143ZM165 63V62H164ZM167 63V62H166ZM184 63V62H183ZM185 63H186V61H185ZM149 64V63H148ZM194 64H195V62H194ZM202 64V63H201ZM201 64H200V66H201ZM212 64V63H211ZM236 64V63H235ZM202 65H204V64H202ZM205 65H206V62H205ZM217 65V64H216ZM219 65V64H218ZM234 65V64H233ZM232 65V66H233ZM243 65V64H242ZM241 65V66H242ZM248 65V64H247ZM162 66V65H161ZM165 66V65H164ZM163 66V67H164ZM197 66V65H196ZM198 66H199V63H198ZM209 66H211V65H209ZM213 66V65H212ZM231 66V67H232ZM238 66V65H237ZM148 67H150L149 65H148ZM152 67V66H151ZM150 67V68H151ZM168 67V66H167ZM206 67H208V65H206ZM214 67V66H213ZM234 67V66H233ZM252 67V66H251ZM150 68H148L149 70H151ZM170 67H168V72H169V74H170V70H171V68L169 69ZM183 68V67H182ZM190 68V67H189ZM218 68V67H217ZM220 68H221V66H220ZM237 68V67H236ZM4 69V68H3ZM153 69H155V68H153ZM158 69V71H159V68H157ZM164 69V68H163ZM184 69H186V67H184ZM183 69V70H184ZM188 69V68H187ZM191 69V68H190ZM207 69V68H206ZM219 69V68H218ZM217 69V70H218ZM88 70V71H89ZM174 70V69H173ZM220 70H223L222 68L220 69ZM256 70V69H255ZM254 70V71H255ZM133 71V70H132ZM131 71V72H132ZM135 71V70H134ZM155 71V70H154ZM162 71V70H161ZM164 71V70H163ZM162 71V72H163ZM182 71V70H181ZM191 71V70H190ZM190 71H189V73H190ZM232 71V70H231ZM234 71H235V67H234ZM253 71V74H255V72ZM1 72V71H0ZM5 72V71H4ZM111 72H113V73H111ZM140 72V71H139ZM140 72V73H141ZM146 72V71H145ZM151 72V71H150ZM156 72V71H155ZM166 72V71H165ZM164 72V73H165ZM184 72V71H183ZM192 72V71H191ZM202 72V71H201ZM204 72V71H203ZM256 72H257V70H256ZM1 73H3V72H1ZM137 73H138V71H137ZM142 73H144V72H142ZM159 73H161V72H159ZM167 73V72H166ZM165 73V74H166ZM200 72H198V74H199ZM221 73V72H220ZM219 73V74H220ZM226 73V72H225ZM131 74V73H130ZM154 74V73H153ZM157 74V73H156ZM163 74V73H162ZM164 74V75H165ZM175 74V73H174ZM216 74V69L215 68H210L209 70L207 69V71L202 75L203 77H204V79L208 82H211L212 80H214L213 79V77H214V75ZM218 74V73H217ZM222 74V73H221ZM230 75L232 74V72H230L229 73ZM260 72H257L255 75H256V77L257 76H260ZM264 74V73H263ZM95 75V74H94ZM93 75V76H94ZM113 75V76H114ZM134 75V74H133ZM141 75V74H140ZM152 75V74H151ZM150 75V76H151ZM177 75V74H176ZM192 75H194V74H192ZM192 75H191V77H192ZM200 75H201V73H200ZM0 76H2V75H0ZM4 76H5V74H4ZM113 76H111V77H113ZM147 76H149V75H146V77ZM184 76V75H183ZM199 76V75H198ZM220 76V75H219ZM222 76V75H221ZM253 76V75H252ZM3 77V76H2ZM107 77V76H106ZM125 77H127L126 76V73H124V74H121L120 75V78L118 79V80H120V83L122 82L121 80H124V79H127V78H125ZM130 77V76H129ZM153 77V76H152ZM167 77H170L169 75L167 76ZM176 77H178V76H175V78ZM190 77V76H189ZM194 77V76H193ZM201 77V76H200ZM255 77V76H254ZM134 78V77H133ZM132 78V79H133ZM150 78V77H149ZM197 78V77H196ZM216 78V77H215ZM218 78V77H217ZM233 78V77H232ZM261 78H262V76H261ZM1 79V78H0ZM113 79V78H112ZM135 79L136 78H134V80L133 81H135ZM140 79V78H139ZM199 79V78H198ZM212 79V80H211ZM255 79V78H254ZM128 80V79H127ZM131 80V79H130ZM130 80H129V82H130ZM137 80V79H136ZM153 80L155 81V82H157V83H164V81H165V78H164V76H162L161 74L160 75H157V76H155L154 78H153ZM169 80V79H168ZM181 80V79H180ZM201 80V79H200ZM211 80V81H210ZM216 80V79H215ZM257 80H259V79H257ZM256 80V81H257ZM261 80V79H260ZM170 81V80H169ZM186 81V80H185ZM192 81V80H191ZM93 82V81H92ZM110 82H112V80L110 81ZM119 82V81H118ZM144 82V81H143ZM142 82V83H143ZM146 82V81H145ZM148 82V81H147ZM154 82V83H155ZM173 82V81H172ZM178 82V81H177ZM195 82V81H194ZM205 82V81H204ZM258 82V81H257ZM3 83V82H2ZM114 83V82H113ZM112 83V84H113ZM135 83V82H134ZM149 83H151V82H149ZM174 83H175V81H174ZM185 83V82H184ZM192 83V82H191ZM196 83V82H195ZM202 83V82H201ZM200 83V84H201ZM256 83V82H255ZM259 83V82H258ZM115 84V83H114ZM119 84V83H118ZM123 84V83H122ZM135 84H138V83H135ZM198 84V83H197ZM204 84V83H203ZM209 84H211V83H209ZM262 84V83H261ZM1 85V84H0ZM117 85V84H116ZM124 85H126V84H123V86ZM139 85V84H138ZM154 85V84H153ZM158 85V84H157ZM159 85H161V84H159ZM167 85V84H166ZM188 85V84H187ZM205 85H206V82H205ZM253 85H255V84H253ZM257 85V84H256ZM77 86V85H76ZM101 86V85H100ZM112 86V85H111ZM128 86V85H127ZM127 86H124V89H126V87ZM129 86H131V83L129 84ZM128 86V87H129ZM149 86H150V84H149ZM151 86H152V84H151ZM150 86V87H151ZM161 86H164V85H161ZM170 86V85H169ZM174 86V85H173ZM179 86H180V84H179ZM189 86V85H188ZM195 86V85H194ZM198 86V85H197ZM196 86V87H197ZM242 86H244L245 87V85L243 84ZM248 86V85H247ZM114 87H116V86H114ZM142 86H140V88H141ZM145 87V86H144ZM153 87V86H152ZM155 87L157 88V86H156V84H155ZM167 87V86H166ZM178 86H176L175 88H177ZM181 87V86H180ZM193 87V86H192ZM233 87V86H232ZM240 87H241V85H240ZM251 87V86H250ZM104 88V87H103ZM119 88H121V87H119ZM132 88H134L133 87V85H132ZM132 88H130V89H132ZM136 88V87H135ZM134 88V89H135ZM140 88H138V89H140ZM159 88V87H158ZM171 88H173L172 86H171ZM179 88V87H178ZM198 88V87H197ZM200 88V87H199ZM203 88V87H202ZM206 88V87H205ZM205 88H204V90H205ZM238 88V87H237ZM243 88V87H242ZM247 88V87H246ZM245 88V89H246ZM252 88V87H251ZM72 89L74 90V89H77L75 86H73L72 87ZM92 89H94V88H92ZM92 89H90V91L92 90ZM98 89L100 90V88L98 87ZM98 89H96V90H98ZM109 89H110V87H109ZM115 89V88H114ZM123 89V90H124ZM129 89V88H128ZM137 89V90H138ZM150 89V88H149ZM152 89V88H151ZM159 89H161V88H159ZM201 89V88H200ZM234 89V88H233ZM9 90V89H8ZM11 90V89H10ZM38 90V89H37ZM111 90V89H110ZM113 90V89H112ZM120 90V89H119ZM127 90V89H126ZM133 90V89H132ZM141 90V89H140ZM153 90V89H152ZM158 89H156V91H157ZM178 90V89H177ZM242 90V89H241ZM244 90V89H243ZM248 90V89H247ZM251 90V94L250 93H246V94H248V95H250V97H249V100H247L248 101V103H247V105L245 106L246 107V109L247 110H249L248 111V115H246V116H248V117H250L253 121L251 122V126H249L248 128L246 127V129H244L243 130V132H246L247 134H253V136H254V133H257V132H260V133H257L258 135H260L262 138H264V130H262V123L261 124H259V123H257V122H259V121H257V122H254V117L256 118L257 116H262L261 118H263L264 119V96H262L261 95V93H260V90H261V88L258 86V87H256L255 89L253 88V89H250ZM263 90V89H262ZM12 91V90H11ZM75 91H77V90H75ZM74 91V92H75ZM122 91V90H121ZM131 91V90H130ZM136 91V90H135ZM143 91H144V88H143ZM161 91V90H160ZM163 91H166V90H163ZM163 91H161V92H163ZM200 91V90H199ZM202 91V90H201ZM234 91H235V89H234ZM124 92V91H123ZM123 92H121V93H123ZM140 92V91H139ZM139 92H137V94L139 93ZM155 92V91H154ZM161 92L159 93V91H158V93L159 94H161ZM178 92H179V90H178ZM177 92V93H178ZM241 92V91H240ZM248 92H250V91H248ZM37 92L34 90V88H32V90L30 91V93H29V95H28V98L30 99V98H35V97H37V94H36ZM63 93V92H62ZM61 93V94H62ZM69 93H72V92H69ZM77 93V92H76ZM94 93H96V92H94ZM125 94H126V92H124ZM130 93V92H129ZM164 93V92H163ZM173 93L175 94V91H173ZM173 93H172V95H173ZM180 93V92H179ZM179 93H178V95H179ZM242 93V92H241ZM9 94H14V92L13 93H9ZM39 94H40V92H39ZM80 94V93H79ZM85 94V93H84ZM90 94V93H89ZM92 94V93H91ZM114 94V93H113ZM128 94V93H127ZM137 94H135V95H137ZM154 94H156V93H154ZM167 94H168V91H167ZM166 94V95H167ZM235 94V93H234ZM6 95H7V93H6ZM11 95V96H12ZM95 95V94H94ZM104 95V94H103ZM141 95H142V93H141ZM176 95V94H175ZM174 95V96H175ZM38 96H40V95H38ZM54 96H56L57 98L58 97H60V95L59 94H57V95H54ZM87 96H88V94H87ZM92 96V95H91ZM99 96V95H98ZM129 96V95H128ZM127 96V98H126V100L128 99V98H130V96L132 97V95L130 94V96L128 97ZM133 96H134V93H133ZM160 96H162V95H160ZM159 96V97H160ZM165 96V95H164ZM163 96V97H164ZM181 96H182V94H181ZM236 96V95H235ZM44 97H45V95H44ZM62 97V96H61ZM60 97V98H61ZM84 97H86V96H84ZM93 97V96H92ZM95 97V96H94ZM104 97H105V95H104ZM136 96H134V98H135ZM158 97V96H157ZM168 97V96H167ZM175 97H177V96H175ZM240 97V96H239ZM244 97V96H243ZM46 98V97H45ZM96 98V97H95ZM120 98V97H119ZM125 98V97H124ZM139 98V97H138ZM137 98V99H138ZM42 99V98H41ZM40 99V100H41ZM59 99V98H58ZM64 99V98H63ZM77 98H75V101H71L69 104H67V103H65V104H67V105H62L63 106V108L61 109L62 111H79V110H83L84 108L83 107H85L86 106V101H84L85 100V98H84V100L81 98L80 99V97H79V99L78 100H76ZM88 99V98H87ZM103 99V98H102ZM136 99V100H137ZM164 99V98H163ZM170 99H171V97H170ZM174 99V98H173ZM179 99V98H178ZM177 99V100H178ZM132 99L130 98V101H131ZM139 100V99H138ZM141 100V99H140ZM169 100V99H168ZM175 100V99H174ZM177 100H176V102H177ZM183 100V99H182ZM188 100V99H187ZM245 100V101H246ZM44 101V100H43ZM46 101V100H45ZM63 101V100H62ZM109 101V100H108ZM243 101V100H242ZM138 102V101H137ZM169 103H170V101H168ZM174 102V101H173ZM173 102L171 103L172 105H174L173 104ZM241 102V101H240ZM40 103V102H39ZM186 103V102H185ZM45 104V103H44ZM102 104V103H101ZM106 104V103H105ZM166 104V103H165ZM179 104V103H178ZM183 104V103H182ZM187 104V103H186ZM241 105L242 103H238V105ZM245 104V103H244ZM43 105V104H42ZM110 105V104H109ZM139 105V104H138ZM162 105H163V103H162ZM177 105V104H176ZM176 105H174L175 107H176ZM237 105V106H238ZM100 106V105H99ZM164 106V105H163ZM163 106H162V108H163ZM179 106V105H178ZM177 106V107H178ZM187 106V105H186ZM43 107V106H42ZM41 107V105L39 104H35V105H31V107L28 109V111H26V117H27V119L26 120H22L24 123L22 124V127H20V128H22L23 129V131H24V134H23V137L25 138V139H32V138H37V137H39V136H42V138L44 139V140H46L49 136L48 135H46V132H47V127H46V120H47V117H48V115L49 114H47L46 112H43L44 110V108H42ZM48 107V106H47ZM61 107V106H60ZM164 107H166V106H164ZM181 107V106H180ZM236 107V106H235ZM244 107V108H245ZM116 108V107H115ZM171 108V107H170ZM240 108H241V106H240ZM46 109V108H45ZM48 109H50V110H54V109H52V108H48ZM168 109V108H167ZM175 109V108H174ZM177 109V108H176ZM236 109V108H235ZM239 109V108H238ZM96 110V109H95ZM109 110V109H108ZM117 110V109H116ZM171 110V109H170ZM180 110H182V109H180ZM237 110V109H236ZM247 110L245 111V113L247 112ZM61 111V112H62ZM94 111V110H93ZM178 111V110H177ZM58 112V111H57ZM169 112V113H168ZM168 114H166V115H169L170 114V112L171 111H169L168 110ZM173 112V111H172ZM171 112V113H172ZM182 112V111H181ZM244 112V111H243ZM53 113H55V112H53ZM59 113V112H58ZM78 113V112H77ZM90 113V112H89ZM93 113V112H92ZM97 113V112H96ZM178 113V112H177ZM66 114V113H65ZM64 114V115H65ZM164 115H165V113H163ZM247 114V113H246ZM67 115V114H66ZM171 115V114H170ZM241 115H242V113H241ZM51 116V115H50ZM68 116V115H67ZM77 116V115H76ZM93 116V115H92ZM148 116V115H147ZM173 116V115H172ZM244 116V115H243ZM245 116V117H246ZM3 117H7L6 115H3ZM88 117V116H87ZM162 117V116H161ZM174 117H175V115H174ZM173 117V118H174ZM248 117H246V119L248 118ZM84 118V117H83ZM148 118V117H147ZM168 118V117H167ZM249 118V119H250ZM258 118V117H257ZM160 119V118H159ZM163 119V118H162ZM176 119V118H175ZM224 119V118H223ZM250 119V120H251ZM95 120H97V119H95ZM248 120V119H247ZM6 121H7V118H6ZM9 121V120H8ZM14 121V120H13ZM77 121V120H76ZM98 121V120H97ZM167 121V120H166ZM170 121V120H169ZM176 121V120H175ZM233 120H231V122H232ZM255 121H256V119H255ZM151 122V121H150ZM159 123L158 124H160V122L161 121H158ZM168 123V122H167ZM171 123H172V121H171ZM169 124V125H172L173 126V123L172 124ZM226 123V122H225ZM233 123V122H232ZM250 123V122H249ZM13 124V123H12ZM83 124V123H82ZM10 125V124H9ZM17 125V124H16ZM50 125V124H49ZM142 125V124H141ZM19 126V125H18ZM21 126V125H20ZM155 126V125H154ZM162 126V125H161ZM164 126V125H163ZM167 126H168V124H167ZM90 127V126H89ZM169 127V126H168ZM168 127H165V128H168ZM12 128V127H11ZM52 128V127H51ZM88 128V127H87ZM21 129V130H22ZM167 130V129H166ZM230 130V129H229ZM49 131V130H48ZM52 131V130H51ZM169 131H171V130H169ZM173 132V131H172ZM198 132V131H197ZM242 132V133H243ZM4 133V132H3ZM23 133V132H22ZM21 133V134H22ZM45 133V134H44ZM51 133L52 132H50V135H51ZM169 133V132H168ZM174 133V132H173ZM239 133H241L240 132V128H239V130H237V128H236V130L234 129V130H230V131H228V132H226V133H223L224 134V136H223V134H220L221 136H223L222 138L223 139H225V142L226 141H229V142H231L230 141V139H232L234 136H238V134ZM246 133H244V134H246ZM159 134V133H158ZM162 134V133H161ZM167 134V133H166ZM201 134V133H200ZM175 135V134H174ZM192 135H193V133H192ZM214 135V134H213ZM220 135H218L217 136V139H218V137H220ZM161 136V135H160ZM166 136V135H165ZM203 137H204V134L202 135ZM207 136V135H206ZM210 136V135H209ZM216 136V135H215ZM248 136V135H247ZM257 136V135H256ZM157 137V136H156ZM180 137V136H179ZM182 138L181 139H183V136H181ZM189 137V136H188ZM187 136L185 137L186 139H187V142H186V139H185V142H184V140H181V141H183V142H181L179 139V141H178V143H177V145H174V143H172L171 144V146H173L174 145V147H171V149H170V151L172 152V153H177V152H180L181 150L183 151H185V149L184 148H186V147H188V148H195L197 151H198V149H200L201 150V146H199V145H197V146H194V144H193V142H190L191 141V139L190 138H188ZM196 137H198V135H196ZM212 137V136H211ZM210 137V138H211ZM244 137V136H243ZM260 137V138H261ZM2 138V137H1ZM8 138V137H7ZM9 138H10V136H9ZM22 138V137H21ZM162 138V137H161ZM165 139L166 138H168V136L167 137H164ZM170 138V137H169ZM177 138V137H176ZM202 138V137H201ZM209 137L208 138H206V139H210ZM213 138V137H212ZM250 138V137H249ZM252 138V137H251ZM157 139V138H156ZM163 139V138H162ZM161 139V140H162ZM188 139H190V141H188ZM205 139V138H204ZM216 139V140H217ZM256 139V138H255ZM257 139H259V137L257 138ZM256 139V141L258 142V140ZM11 140V139H10ZM21 140V139H20ZM26 140V141H27ZM29 140V141H30ZM151 140V139H150ZM161 140H159V141H161ZM195 140H199V139H195ZM215 140V139H214ZM215 140V141H216ZM260 140H262V139H260ZM2 141V140H1ZM5 141V140H4ZM8 141V140H7ZM106 141V140H105ZM112 141V140H111ZM113 141H114V139H113ZM156 141H158V140H156ZM176 141V140H175ZM176 141V142H177ZM251 141V140H250ZM22 142V141H21ZM46 142V141H45ZM64 142V141H63ZM67 142H69V141H67ZM100 142V141H99ZM104 142V141H103ZM148 142H151V141H148ZM153 142H154V140H153ZM174 142V141H173ZM175 142V143H176ZM179 142H181V143H179ZM199 142V141H198ZM196 143V141L194 142V143H196V144H199V143ZM204 141H202V143H203ZM207 142V141H206ZM209 142V141H208ZM208 142L207 143H205V144H208ZM214 142V141H213ZM213 142H209V143H213ZM217 142V141H216ZM232 142H234V140L232 141ZM231 142V143H232ZM240 142V141H239ZM238 142V143H239ZM261 142V141H260ZM6 143V145L7 146H9L8 144H7V142H5ZM27 143V142H26ZM29 143V142H28ZM47 143V145H46V147H45V149H44V151H45V154L43 155V157H42V161L40 160V159H37V157H36V159L37 160H40L41 162H40V165L39 166H41V168L43 169H41L40 171L38 170V168H37V166H34L35 168H37V170L38 171H36L37 172V174L35 175V176H33L34 177V181L36 180V181H41L42 183H46V184H52V183H55V184H58V183H61V180H62V177H61V172H62V169L65 167L64 166V162H62L61 161V159H60V157H59V155L61 154L62 155V151H60L59 150V148H57V146L56 147H52V145L51 144H49V142H46ZM72 143V142H71ZM78 143H80V142H78ZM107 143V142H106ZM140 143L141 142H139V145H140ZM144 143V142H143ZM155 143V142H154ZM165 143V142H164ZM166 143H168V142H166ZM201 143V144H202ZM256 143V142H255ZM70 144V143H69ZM68 144V145H69ZM109 144H110V142H109ZM146 144V143H145ZM147 144H148V146H147ZM145 146H147V147H145V148H143V149H140L141 150V153H144V154H148V152H149V150L147 149V148H150L149 147V143H147ZM159 144V143H158ZM161 144V143H160ZM169 144V143H168ZM195 144V145H196ZM204 144V143H203ZM230 144V143H229ZM254 144V143H253ZM12 145V144H11ZM115 145V144H114ZM113 145V146H114ZM152 145V144H151ZM165 145V144H164ZM170 145V144H169ZM224 145V144H223ZM222 145V146H223ZM258 145V144H257ZM1 146V145H0ZM19 146V145H18ZM70 146V145H69ZM73 146H76V145H73ZM98 146V145H97ZM96 146V149L99 147H97ZM143 147H144V144L142 145ZM153 147H154V145H152ZM151 146V147H152ZM156 146H157V144H156ZM166 146V145H165ZM164 146V147H165ZM234 146V145H233ZM232 146V147H233ZM2 147V146H1ZM0 147V148H1ZM5 147V146H4ZM11 147V146H10ZM60 147H61V145H60ZM63 147H64V145H63ZM111 147V145H109V148ZM163 147V146H162ZM161 147V149H163ZM167 147V146H166ZM202 147H203V145H202ZM206 147V146H205ZM208 147H210V146H208ZM230 147H231V145H230ZM236 147V146H235ZM6 148V147H5ZM22 148V147H21ZM44 148V147H43ZM71 148H72V146H71ZM100 148H102V147H100ZM106 148H108V147H106ZM109 148H108V150H109ZM112 148V147H111ZM111 148H110V150H111ZM141 148V147H140ZM154 148H157V147H154ZM167 148H169V147H167ZM221 148H223V147H220L219 149H221ZM225 148V147H224ZM223 148V149H224ZM237 148V147H236ZM10 149V148H9ZM9 149H7V150H9ZM70 149V148H69ZM73 149H76V150H80L79 149V146L77 147V148H74L73 147ZM152 149V148H151ZM158 149H160V147L158 148ZM226 149V148H225ZM228 149V148H227ZM234 149V148H233ZM5 150V149H4ZM6 150V151H7ZM13 150V149H12ZM15 150H17V149H15ZM62 150H63V148H62ZM100 150V149H99ZM102 150V149H101ZM103 150H104V148H103ZM107 150V149H106ZM152 150H154V149H152ZM157 150V149H156ZM194 150V149H193ZM206 150H207V148H206ZM213 150V149H212ZM229 150V149H228ZM262 150V149H261ZM1 151V150H0ZM14 151V150H13ZM24 151V150H23ZM27 151V150H26ZM43 151V150H42ZM105 151V150H104ZM189 151V150H188ZM191 151V150H190ZM209 151V150H208ZM217 151V150H216ZM219 151H222V150H219ZM234 151H236V150H234ZM241 151V150H240ZM2 152H3V150H2ZM5 152V151H4ZM7 152H9V151H7ZM15 152H17V151H15ZM29 152V151H28ZM76 152V151H75ZM100 152V151H99ZM108 152V151H107ZM150 152H152V151H150ZM166 151L164 150V151H160V152H157V153H160V154H164ZM171 152H170V154H171ZM200 152V151H199ZM14 153V152H13ZM21 153V152H20ZM19 153V154H20ZM66 153V152H65ZM65 153H63V154H65ZM73 153V152H72ZM71 153V154H72ZM79 153H80V151H79ZM168 153V152H167ZM180 153H182V152H180ZM180 153H179V155H180ZM183 153H185V152H183ZM195 153H197V152H195ZM213 153V152H212ZM215 153V152H214ZM218 153V152H217ZM224 153V152H223ZM229 153H230V151H229ZM15 154V153H14ZM28 154V153H27ZM40 154V153H39ZM67 154V153H66ZM76 154H77V152H76ZM76 154H74L75 156H76ZM101 154V153H100ZM143 154V155H144ZM150 154V153H149ZM222 154V153H221ZM226 154H228V153H226ZM2 155H4V154H2ZM26 155V154H25ZM36 155H38V154H36ZM60 155V156H61ZM73 155V156H74ZM139 155V154H138ZM142 155V156H143ZM178 155V156H179ZM229 155H231V154H229ZM16 156V155H15ZM14 156V157H15ZM22 156H24V155H22ZM28 156H30V155H28ZM64 155H62L61 156V158L63 157ZM80 157H78L77 159L74 157V159H76L75 160V162H73V164L75 163L77 166H80V168H83L84 166H85V164L87 163L86 162V159L84 158V157H81V155H79ZM85 156V155H84ZM106 157H107V154L105 155ZM141 156V155H140ZM160 156V155H159ZM167 156V155H166ZM177 155H175V157H176ZM226 156V155H225ZM34 156H32V158H33ZM38 157H40V156H38ZM65 157V156H64ZM63 157V158H64ZM67 157H68V154H67ZM147 157V156H146ZM164 157V156H163ZM168 157H169V154H168ZM174 157V156H173ZM3 158V157H2ZM1 158V159H2ZM25 158V157H24ZM31 158V159H32ZM63 158H62V160H63ZM68 158H70V156L68 157ZM71 158H72V156H71ZM96 158V157H95ZM178 158V157H177ZM229 158V157H228ZM230 158H231V156H230ZM230 158H229V162H230ZM232 158H235V156L234 157H232ZM4 159V158H3ZM9 159V158H8ZM29 159H30V157H29ZM73 159V160H74ZM102 159V158H101ZM109 159H111L110 157H109ZM176 159V158H175ZM196 159V158H195ZM26 160V159H25ZM27 160H28V158H27ZM36 160V161H37ZM193 160V159H192ZM3 161V160H2ZM67 161H68V159H67ZM66 161V162H67ZM88 161V160H87ZM102 161V160H101ZM112 161H114V160H112ZM117 161V160H116ZM116 161H115V163H116ZM171 161V160H170ZM177 161V160H176ZM194 161V160H193ZM192 161V162H193ZM233 161V160H232ZM30 162V161H29ZM63 164H62V163ZM70 162V161H69ZM68 162V163H69ZM108 162V161H107ZM160 162V161H159ZM172 162H174V161H172ZM191 162V163H192ZM236 163H237V161H235ZM235 162H234V165H235ZM23 163V162H22ZM71 163V162H70ZM88 163H89V161H88ZM87 163V164H88ZM119 164H121L120 162H118ZM118 163H116V165L118 164ZM162 163V162H161ZM170 163V162H169ZM177 163V162H176ZM16 164V163H15ZM36 164H37V162H36ZM72 164V163H71ZM72 164V165H73ZM111 164H114V163H111ZM166 164V163H165ZM182 164V163H181ZM193 164H196V162H193ZM192 164V165H193ZM233 164V163H232ZM262 164V163H261ZM260 164V165H261ZM26 165H28V164H26ZM30 165V164H29ZM28 165V166H29ZM103 165H105V164H103ZM108 165H109V163H108ZM107 165V166H108ZM164 165V164H163ZM172 165V164H171ZM178 165V164H177ZM229 165H230V163H229ZM22 166H23V164H22ZM32 166H33V164H32ZM67 166V165H66ZM75 166V165H74ZM88 166V165H87ZM87 166H85V167H87ZM100 166V165H99ZM110 166V165H109ZM112 166V165H111ZM124 166V165H123ZM122 166V167H123ZM168 166V165H167ZM174 166H176L175 164H174ZM181 166V165H180ZM184 166V165H183ZM8 167V166H7ZM11 167V166H10ZM16 166H14V168H15ZM19 167V166H18ZM63 167V168H62ZM76 167V166H75ZM114 167V166H113ZM118 167V166H117ZM121 167V168H122ZM162 167V166H161ZM165 167V166H164ZM196 167V166H195ZM261 167V166H260ZM23 168V171H27L28 170V167H22ZM34 168V169H35ZM73 168V167H72ZM88 168H89V166H88ZM88 168H87V170H88ZM92 168V167H91ZM95 168V167H94ZM109 168V167H108ZM116 168V167H115ZM114 168V169H115ZM120 168V167H119ZM167 168V167H166ZM165 168V169H166ZM175 167H173V169H174ZM13 169V168H12ZM19 169V168H18ZM86 169V168H85ZM85 169H83L84 170V172L86 171ZM96 169V168H95ZM112 169V168H111ZM117 169V168H116ZM134 169V168H133ZM194 168L192 167V166H187V167H185L184 168V173H183V176H180V175H178V176H175V177H173V178H169V180L167 179V185H165V186H169V187H171V189H177V188H180V187H182V185L184 184L183 183V180H182V177H186V176H188V177H191L192 178V180L193 181H196V179H200L199 177L197 178V177H195L194 178V174L193 173H191L190 171H192ZM226 169V168H225ZM224 169V171H226ZM16 170V168L14 169V171ZM21 170V169H20ZM68 170H71L70 168L68 169ZM80 170V169H79ZM91 170V169H90ZM90 170H89V172H90ZM97 170V169H96ZM99 170V169H98ZM117 170H119V169H117ZM123 170V169H122ZM129 170V169H128ZM136 170V169H135ZM198 170V169H197ZM200 170V169H199ZM263 177H264V166H263ZM34 171V170H33ZM32 171V172H33ZM93 171V170H92ZM91 171V172H92ZM114 171V170H113ZM139 171V170H138ZM136 172V174H135V176L137 175V173H139V172ZM183 171V170H182ZM196 171V170H195ZM239 172H236V173H234V178L232 179L233 181L231 182V187H235V186H238V185H246V188H248V190H249V188L250 189H253L254 191H255V194L256 195H254V194H252V195H254V196H256V198H257V200H258V198L259 197H261L263 194H264V183L262 184L261 183V185H262V188L260 189L259 188V184L258 183H256L255 182V180H253L251 183H247L246 181H247V177H248V175L247 174H245V173H247V172H245V173H242V172H240V170H238ZM21 172V171H20ZM31 172V171H30ZM65 172V171H64ZM73 172V171H72ZM71 172V173H72ZM88 172V171H87ZM86 172V173H87ZM88 172V173H89ZM130 172H133L132 171V169L129 171V174H130ZM202 172V171H201ZM223 173V169H222V171H220V173ZM29 173V172H28ZM93 173V172H92ZM95 173V172H94ZM117 173V172H116ZM121 173V172H120ZM123 173H125V172H123ZM123 173L121 174V175H123ZM197 173V172H196ZM219 173V174H220ZM262 173V172H261ZM20 174V173H19ZM85 174V173H84ZM132 174V173H131ZM134 174L132 175V176H134ZM140 174V173H139ZM150 174V173H149ZM225 174H226V172H225ZM249 174H251L252 175V173H249ZM15 175H17V174H15ZM25 174H23V176H24ZM27 175V174H26ZM63 175V174H62ZM64 175H65V173H64ZM77 175V174H76ZM83 175V174H82ZM89 175H91V174H89ZM119 175V174H118ZM18 176V175H17ZM28 176V175H27ZM27 176H25V177H27ZM70 176V175H69ZM93 176V175H92ZM125 176V175H124ZM129 176V175H128ZM139 175H137V177H138ZM197 176H198V174H197ZM219 176V175H218ZM258 176V175H257ZM257 176H255V177H257ZM19 177V176H18ZM28 177H30V176H28ZM64 177V176H63ZM130 177H131V175H130ZM140 177V176H139ZM138 177V178H139ZM220 177V176H219ZM250 177V176H249ZM252 177H253V175H252ZM11 178V177H10ZM69 178V179H68ZM103 178V177H102ZM129 178V177H128ZM135 178V177H134ZM137 178V179H138ZM221 178V177H220ZM258 178V177H257ZM15 179V178H14ZM24 179V178H23ZM22 179V180H23ZM67 179L70 181V185L71 186H69L70 188H68L67 189V193H66V197H67V200L68 199H71V200H79V201H81V203H82V205H84V206H88L89 204H92V203H94V202H92V199H93V196H94V193H95V195H96V190L93 188V186L91 185L92 183L91 182H93V181H91V182H89V180H88V175L87 176H85V175H83V176H77V177H67ZM67 179H64V180H67ZM90 179V178H89ZM93 179V178H92ZM91 179V180H92ZM106 179H108V178H106ZM222 179V178H221ZM220 179V180H221ZM255 179V178H254ZM3 180H4V182H9L11 179H9V176L7 175V178L6 179H4L3 178ZM26 180V179H25ZM30 181H31V179H29ZM28 180V181H29ZM101 180V179H100ZM139 180V179H138ZM228 180V179H227ZM227 180H224V181H227ZM249 180V179H248ZM250 180H251V178H250ZM258 180V179H257ZM20 181V180H19ZM96 181V180H95ZM106 181V180H105ZM108 181V180H107ZM126 181H127V179H126ZM131 180H129V183H131L130 182ZM136 181V179L134 180V182ZM140 181H141V177H140ZM148 181V180H147ZM231 181V180H230ZM13 182V181H12ZM22 182V181H21ZM58 182V183H57ZM139 182V181H138ZM137 182V183H138ZM166 182V181H165ZM198 182V181H197ZM249 182V181H248ZM29 183H31V182H29ZM34 183V182H33ZM39 183V182H38ZM67 183V182H66ZM101 183H103V181L101 182ZM105 183V182H104ZM107 183V182H106ZM132 183H133V181H132ZM136 183V184H137ZM183 183V184H182ZM200 183V182H199ZM227 183V182H226ZM247 183V184H246ZM15 184V183H14ZM36 184V183H35ZM93 184L95 185V182H93ZM125 184V183H124ZM135 184V183H134ZM140 184V183H139ZM139 184H138V186H139ZM225 184V183H224ZM19 185V184H18ZM28 185V184H27ZM45 184H43V186H44ZM52 185H54V184H52ZM98 185V184H97ZM100 185V184H99ZM130 185H132V184H130ZM140 185H142V184H140ZM163 185V184H162ZM162 185H160L159 187H161ZM227 185H229V184H227ZM226 185V186H227ZM13 186V185H12ZM22 186V185H21ZM45 186H47V185H45ZM101 186V185H100ZM103 186H107L106 184L105 185H103ZM125 186V185H124ZM135 186H137V185H135ZM164 186V185H163ZM15 188H16V186H14ZM18 187V186H17ZM48 187V186H47ZM65 187V186H64ZM99 187V186H98ZM97 187V188H98ZM108 187V186H107ZM118 187V186H117ZM130 187V186H129ZM194 187V186H193ZM5 189V193H11V189L13 188V187H11V185L8 183V184H6V183H4L3 185L1 184V181H0V189ZM63 188V187H62ZM61 188V189H62ZM101 188V187H100ZM121 188H125V187H120L119 189H120V191H122V189ZM128 188V187H127ZM133 188V187H132ZM135 188V187H134ZM163 188V187H162ZM166 188V187H165ZM185 188V187H184ZM226 189H227V187H225ZM237 188V187H236ZM239 188V187H238ZM243 188V187H242ZM51 189V188H50ZM52 189H54V188H52ZM57 189V188H56ZM64 189V188H63ZM99 189V188H98ZM97 189V190H98ZM104 189H105V187H104ZM119 189L117 190V191H119ZM138 189V188H137ZM142 189V188H141ZM145 189V188H144ZM159 189V188H158ZM224 189V188H223ZM231 189V188H230ZM43 190V189H42ZM41 190V191H42ZM58 190V189H57ZM66 190V189H65ZM109 190V189H108ZM127 190V189H126ZM139 190V189H138ZM161 190V189H160ZM181 190V189H180ZM180 190L178 191V192H180ZM184 190V189H183ZM235 190V189H234ZM237 190V189H236ZM3 191V190H2ZM48 191H51V190H48ZM56 191V190H55ZM102 191V190H101ZM114 191V190H113ZM112 191V192H113ZM116 191V190H115ZM135 191V190H134ZM137 191V190H136ZM140 191V190H139ZM156 191H158V190H156ZM168 191V190H167ZM174 191H177V190H174ZM191 191V190H190ZM230 191H232V190H230ZM229 191V192H230ZM242 191H243V189H242ZM247 191V190H246ZM250 191V190H249ZM253 191V192H254ZM17 192V191H16ZM62 192V191H61ZM106 192V191H105ZM109 192V191H108ZM128 192H129V190H128ZM133 192V191H132ZM141 192V191H140ZM158 192H160V191H158ZM161 192H163V191H161ZM165 192V191H164ZM164 192L162 193V194H164ZM171 192H173L172 190H171ZM211 192V191H210ZM217 192V191H216ZM238 192V191H237ZM237 192H235V194L237 193ZM245 192V191H244ZM243 192V193H244ZM248 192V191H247ZM2 193V192H1ZM20 193H22V192H20ZM48 193V192H47ZM111 193V192H110ZM114 193H116V192H114ZM118 193V192H117ZM120 193V192H119ZM118 193V194H119ZM131 193V192H130ZM144 193V192H143ZM153 193V192H152ZM157 193V192H156ZM155 193V194H156ZM177 193V192H176ZM182 193H183V191H182ZM197 193H199V192H197ZM18 194V193H17ZM105 194V193H104ZM104 194L102 195V197H104ZM123 194V193H122ZM122 194H120V195H122ZM125 194H126V192L124 193V196H125ZM131 194H133L134 195V193H131ZM130 194V195H131ZM146 195H147V193H145ZM151 194V193H150ZM149 194V195H150ZM161 194V195H162ZM166 194H167V192H166ZM165 194V195H166ZM169 194V193H168ZM184 194V193H183ZM201 194V196H202V194L203 193H200ZM211 194V193H210ZM214 194V193H213ZM219 194V193H218ZM231 194V193H230ZM248 194V193H247ZM246 194V195H247ZM7 195V194H6ZM10 195V194H9ZM19 195V194H18ZM21 195V194H20ZM22 195H23V193H22ZM38 195V194H37ZM120 195L119 196H117V197H119L120 198ZM137 195V194H136ZM140 195V194H139ZM145 195V196H146ZM178 195H179V193H178ZM181 195V194H180ZM198 195V194H197ZM227 195V194H226ZM0 196H1V194H0ZM39 196V195H38ZM98 196V195H97ZM100 196V195H99ZM98 196V197H99ZM106 196H109V195H107L106 194ZM127 197L129 196V195H126ZM142 196V195H141ZM152 196V195H151ZM153 196H155V195H153ZM152 196V197H153ZM157 196V195H156ZM168 196V195H167ZM170 196V195H169ZM185 196H186V199L185 200H183L185 197H183V203H185V206L187 205V206H189V207H191V209H193V211H194V213H195V215H196V208L195 207H198V204H199V200H200V196H196V195H194V193H189V189H188V191L186 192V194H185ZM213 196V195H212ZM214 196H216V195H214ZM230 196V195H229ZM10 197V196H9ZM23 197H25V196H23ZM27 197V196H26ZM50 197V196H49ZM111 197H113V196H111ZM110 197V199H104L103 198V200L102 201H100V205H99V207H100V211L98 210V212H100V213H98L99 215H100V217L103 219V220H108L111 216H114L113 214H114V212L116 211V208H115V210H114V205L117 203V200H116V198H111ZM116 197V196H115ZM123 197V196H122ZM129 197H131V196H129ZM138 197H140V196H138ZM146 197H148V196H146ZM160 197V196H159ZM181 197H182V195H181ZM20 198H21V196H20ZM30 198V197H29ZM118 198V199H119ZM133 198H135L134 196H133ZM141 198H143V196L141 197ZM174 197H172L171 199H173ZM176 199H177V195H176V197H175ZM197 198H199V199H197ZM206 198H208V197H206ZM216 198H218L217 196H216ZM6 199V198H5ZM15 199V198H14ZM17 199V198H16ZM131 199V198H130ZM152 199V198H151ZM158 199V198H157ZM161 199H162V197H161ZM227 199V198H226ZM231 199V198H230ZM252 199H253V197H252ZM255 199V198H254ZM20 200V199H19ZM24 200H25V198H24ZM99 200H101V199H99ZM121 202H123L124 201V203H126L127 204V198H125V197H123V199L122 198H120L119 199ZM139 201H140V199H138ZM178 200V199H177ZM202 200V199H201ZM200 200V201H201ZM204 200H205V198H204ZM206 200H208V199H206ZM219 200H222V199H219ZM223 200H225V199H223ZM228 200V199H227ZM226 200V201H227ZM249 200V199H248ZM256 200V201H257ZM260 200V199H259ZM6 201V200H5ZM17 201V200H16ZM29 201V200H28ZM39 201V200H38ZM78 201V202H79ZM130 201V200H129ZM157 201V200H156ZM164 201V200H163ZM167 201V200H166ZM170 201V200H169ZM173 201V200H172ZM229 201V200H228ZM250 201V200H249ZM22 202V201H21ZM26 201H23V203H25ZM45 202V201H44ZM47 202H49V200L47 201ZM77 202V203H78ZM97 202V201H96ZM112 202H114V205H111L112 204ZM116 202V203H115ZM131 202H133V200L131 201ZM159 202V201H158ZM168 202V201H167ZM175 202V201H174ZM204 202V201H203ZM216 202V201H215ZM231 202V201H230ZM253 202V201H252ZM10 203H11V201H10ZM9 203V205H11ZM13 203V202H12ZM30 203H31V201H30ZM50 203V202H49ZM76 203V202H75ZM147 203V202H146ZM166 203V202H165ZM182 203V202H181ZM182 203V204H183ZM205 203V202H204ZM210 203H212V202H210ZM222 203H224V202H222ZM227 203H229V202H227ZM227 203L226 204H224V206L225 205H227ZM233 203V202H232ZM15 204V203H14ZM129 204V206H131L130 205V202L128 203ZM127 204V205H128ZM135 204V203H134ZM136 204H140V203H136ZM142 204V206H143V203H141ZM155 204V203H154ZM169 205H170V203H168ZM175 204V203H174ZM180 204V203H179ZM181 204V205H182ZM215 204V203H214ZM229 204H231V203H229ZM25 205V204H24ZM23 205V206H24ZM26 205H29V204H27L26 203ZM160 205V204H159ZM176 205V204H175ZM197 205V206H196ZM205 205V204H204ZM218 205V204H217ZM220 205V204H219ZM232 205V204H231ZM231 205H227V206H231ZM13 206V205H12ZM22 206V205H21ZM31 206V205H30ZM30 206H28V207H30ZM34 206V205H33ZM50 206V205H49ZM139 206V205H138ZM141 206V205H140ZM141 206V207H142ZM149 206H150V202H149ZM179 206V205H178ZM177 206V207H178ZM233 206V205H232ZM231 206V207H232ZM27 207V206H26ZM25 207V208H26ZM43 207V206H42ZM41 207V208H42ZM92 207V206H91ZM116 207H117V205H116ZM119 207V206H118ZM124 207V206H123ZM176 207V208H177ZM179 207H181V206H179ZM204 207V206H203ZM214 209L215 208H220V206H217V207H214V205L212 206ZM222 207V206H221ZM234 207V206H233ZM22 208V207H21ZM76 208V207H75ZM80 208H81V206H80ZM90 208V207H89ZM89 208H87V210H89ZM93 208V207H92ZM92 208H90L91 210H92ZM121 208V207H120ZM126 208H128V206L127 207H125V209ZM135 207H133V209H134ZM144 208H145V206H144ZM142 209V211H141V213H143L147 218H150V217H156L158 214H164L165 212H167V213H169L168 211H170L171 212V208H169L167 205H161L159 208H157L156 210H154V211H150V210H148V209ZM155 208V207H154ZM172 208H173V206H172ZM229 209H230V207H228ZM17 209V208H16ZM33 209V208H32ZM83 209H84V207H83ZM82 209V210H83ZM124 209V210H125ZM129 209V208H128ZM131 209H132V206H131ZM130 209V210H131ZM151 209V208H150ZM210 209V208H209ZM225 209V208H224ZM227 209V208H226ZM228 209V210H229ZM20 210V209H19ZM46 210V209H45ZM47 210H49L48 208H47ZM95 210L97 211V209L95 208ZM119 210V209H118ZM124 210L122 211V212H124ZM127 210V209H126ZM125 210V211H126ZM173 210V209H172ZM212 210V209H211ZM219 210V209H218ZM217 210V211H218ZM228 210H224L225 211V213H226V217L225 216H223V217H225L226 218V220L228 221V223L230 224V226H235V224H237L240 220H241V217L239 216V215H236V214H232V213H230V211H228ZM231 211H232V208L230 209ZM41 211V210H40ZM39 211V212H40ZM73 211V210H72ZM83 211H85V209L83 210ZM179 211V209L177 210L176 209V212H178ZM181 211V210H180ZM214 211H216V209L214 210ZM214 211H213V213H214ZM34 212V211H33ZM82 212V211H81ZM80 212V213H81ZM88 212V211H87ZM174 212H175V210H174ZM199 212H201V211H199ZM222 212V211H221ZM42 213V212H41ZM79 213V212H78ZM84 213V212H83ZM85 213H86V211H85ZM95 213V212H94ZM180 212H178L177 214H179ZM29 214V213H28ZM36 214V213H35ZM38 214V213H37ZM46 214V213H45ZM61 214V213H60ZM65 214V213H64ZM75 214V213H74ZM82 214V213H81ZM80 214V215H81ZM87 214V213H86ZM92 214V213H91ZM121 214V213H120ZM170 214H172V213H170ZM174 214V213H173ZM176 214V213H175ZM174 214V215H175ZM224 214V213H223ZM222 214V215H223ZM43 215V214H42ZM85 215V214H84ZM96 215V214H95ZM123 215H125V212H124V214ZM160 215H159V219L162 217H160ZM200 215V214H199ZM215 215V214H214ZM219 215V214H218ZM45 216V215H44ZM65 216V215H64ZM63 216V217H64ZM79 216V215H78ZM87 216V215H86ZM98 216V215H97ZM128 216H129V214H128ZM177 216V215H176ZM28 217V216H27ZM63 217H62V219H63ZM68 217H69V214H68ZM83 217V215L82 216H80V218H82ZM85 217V216H84ZM115 217H116V215H115ZM165 217H166V215H165ZM195 217V216H194ZM193 217V218H194ZM216 217V216H215ZM29 218V217H28ZM59 218V217H58ZM72 218V217H71ZM87 218V217H86ZM93 218H96V217H93ZM98 218V217H97ZM114 217H112V219H113ZM129 218H131V216L129 217ZM179 218H181V217H179ZM20 219H22L21 217H20ZM50 219V218H49ZM61 219V220H62ZM65 219H66V217H65ZM64 219V220H65ZM67 219H69V218H67ZM85 219V218H84ZM158 219V218H157ZM176 219V218H175ZM23 220H27V219H25V217H24V219ZM87 220V219H86ZM89 220V219H88ZM87 220V221H88ZM94 220H96V219H94ZM98 220V219H97ZM244 220V219H243ZM29 221V220H28ZM66 221V220H65ZM86 221V222H87ZM159 221V220H158ZM22 222V221H21ZM55 222V221H54ZM85 222V223H86ZM100 222V221H99ZM53 223V222H52ZM59 223V222H58ZM58 223H57V225H58ZM71 223V222H70ZM84 223V224H85ZM87 223H89V222H87ZM91 223H93L92 221H91ZM91 223H90V225H91ZM98 223V222H97ZM194 223V222H193ZM192 223V224H193ZM241 223V222H240ZM9 225H12V226H8V225H6L5 227V229H6V231L7 232H10V234L11 235H13V233L15 232L14 230H15V228H16V225H17V223H8ZM54 224V223H53ZM60 224V223H59ZM83 224V223H82ZM199 224V223H198ZM205 224V223H204ZM208 224V223H207ZM239 224V223H238ZM3 225V224H2ZM22 225H24L23 223H22ZM61 225V224H60ZM68 225H69V223H68ZM195 225V224H194ZM62 227H63V225H61ZM60 226V227H61ZM65 226V225H64ZM92 226V225H91ZM163 226V225H162ZM198 226V225H197ZM209 226H211V225H209ZM237 226V225H236ZM3 227V226H2ZM23 227H25V226H23ZM69 227H71L70 225H69ZM68 227V228H69ZM206 227H207V225H206ZM20 228V227H19ZM29 228V227H28ZM67 228V227H66ZM68 228L67 229H65V230H68ZM88 228H90L89 226H88ZM195 228V227H194ZM203 228V227H202ZM205 228V227H204ZM22 229V228H21ZM58 231L60 230V229H64V228H60L59 229V226H58ZM72 229V228H71ZM75 229V228H74ZM210 229V228H209ZM237 229H239L238 227H237ZM19 230V229H18ZM73 230V229H72ZM77 230V229H76ZM75 230V231H76ZM89 230V229H88ZM193 230V229H192ZM214 231V229H211V231ZM244 230V229H243ZM3 231V230H2ZM19 231H21V230H19ZM57 231V230H56ZM57 231V232H58ZM84 231V230H83ZM211 231H209V232H211ZM241 232H242V229L240 230ZM245 231V230H244ZM18 232V231H17ZM22 232H23V229H22ZM30 232V231H29ZM60 232V231H59ZM62 232V231H61ZM60 232V233H61ZM68 232V231H67ZM66 232V233H67ZM73 232H74V230H73ZM73 232H71L70 231V233L72 234ZM77 232L79 233L80 231L79 230H77ZM76 232V233H77ZM89 232V231H88ZM238 232V231H237ZM20 233V235H18V234H14V236L13 237H11V236H9V238L11 239V241H9L10 242V244H12V245H14V246H20L21 245V243H19V238H20V236H22V234H21V232H19ZM31 233V232H30ZM63 233L65 234V232L63 231ZM90 233V232H89ZM243 233H245V232H243ZM2 234V233H1ZM7 234V233H6ZM64 234H62V235H64ZM68 234V233H67ZM75 234V233H74ZM112 234V233H111ZM31 235V234H30ZM66 235V234H65ZM70 235V234H69ZM81 235V234H80ZM214 235V234H213ZM25 238H26V236H27V234H26V236L25 235H23ZM61 236V235H60ZM82 236H83V234H82ZM85 236V235H84ZM87 236V235H86ZM85 236V237H86ZM98 236V235H97ZM30 237V236H29ZM64 237V236H63ZM67 237V236H66ZM95 237V236H94ZM113 237V236H112ZM117 237V236H116ZM141 237V236H140ZM241 237V236H240ZM22 238V237H21ZM31 238V237H30ZM68 238V237H67ZM74 238V237H73ZM76 238V237H75ZM79 238V237H78ZM87 238H89L88 236H87ZM91 238V237H90ZM122 238V237H121ZM130 238V237H129ZM27 239H29V238H27ZM32 239V238H31ZM63 239V238H62ZM65 239V238H64ZM84 239V238H83ZM82 239V240H83ZM96 239H97V237H96ZM114 239V238H113ZM112 239V240H113ZM117 239V238H116ZM116 239H115V241H116ZM123 239H124V237H123ZM122 239V240H123ZM127 239V238H126ZM137 239H139L138 238V236H137ZM66 240V239H65ZM71 240H72V236H71ZM71 240H68V241H71ZM77 240V239H76ZM99 240V239H98ZM130 240V239H129ZM64 241V240H63ZM67 241V240H66ZM78 241V240H77ZM83 241H85V239L83 240ZM91 241V240H90ZM119 242H120V240H118ZM21 242V241H20ZM32 242H34L33 240H32ZM57 242V241H56ZM73 242H76V241H74L73 240ZM93 242V241H92ZM95 242V241H94ZM118 242V243H119ZM25 243V242H24ZM62 243V242H61ZM61 243H59L60 245H61ZM68 243V242H67ZM85 243V242H84ZM98 243V242H97ZM116 243H117V241H116ZM115 243V244H116ZM26 244V243H25ZM31 244V243H30ZM33 244V243H32ZM63 244V243H62ZM82 244V243H81ZM89 244V243H88ZM27 245H29L28 243H27ZM26 245V246H27ZM54 244H52V246H53ZM69 245H70V243H69ZM74 245V244H73ZM100 245V244H99ZM121 245V244H120ZM123 245H125V244H123ZM4 246V245H3ZM22 246V245H21ZM58 246V245H57ZM56 246V247H57ZM80 246V245H79ZM82 246H83V244H82ZM85 246V245H84ZM84 246L82 247V248H84ZM91 246V245H90ZM93 246V245H92ZM115 246V245H114ZM23 247H25L24 246V244H23ZM54 247H55V245H54ZM55 247V248H56ZM88 247V246H87ZM112 247V246H111ZM118 247V246H117ZM120 247H122V245L120 246ZM50 248H51V245H50ZM54 248V249H55ZM74 248V247H73ZM86 248V247H85ZM138 248V247H137ZM20 249H22V247H20L19 248V250ZM26 248H24V250H25ZM45 249H46V247H45ZM58 249H59V247H58ZM75 249H78L77 247L76 248H74V250ZM80 249V248H79ZM115 249V248H114ZM125 249H126V247H125ZM130 249V248H129ZM6 250V249H5ZM81 250H83V249H80V251ZM85 250V249H84ZM83 250V251H84ZM87 250H88V248H87ZM116 250H118V248H116ZM21 251V250H20ZM22 251H23V249H22ZM51 251V250H50ZM58 251V250H57ZM65 251V250H64ZM63 251V252H64ZM70 251V250H69ZM77 251V250H76ZM119 251V250H118ZM118 251H116V252H118ZM121 251V250H120ZM125 251V250H124ZM137 251H139L138 249H137ZM25 252V251H24ZM23 252V253H24ZM42 252V251H41ZM52 252V251H51ZM50 252V253H51ZM72 252H73V250H72ZM71 252V253H72ZM85 252V251H84ZM122 252V251H121ZM126 252H127V250H126ZM129 252V251H128ZM140 252V251H139ZM143 251H141V253H142ZM22 253V254H23ZM26 253V252H25ZM75 253V252H74ZM42 254V253H41ZM56 254V253H55ZM69 254V253H68ZM79 254V253H78ZM78 254H76L77 256H78ZM82 254V253H81ZM83 254H85V253H83ZM88 254V253H87ZM91 254V253H90ZM136 254V253H135ZM143 254H145V251L143 252ZM57 255V254H56ZM137 255V254H136ZM140 255V254H139ZM63 256V255H62ZM73 256H75L74 254H73ZM89 256V255H88ZM1 257V256H0ZM3 257V256H2ZM85 257V256H84ZM144 257V256H143ZM146 257V256H145ZM133 257H131V259H132ZM7 259V258H6ZM131 259L130 258H128L127 260H129V262H132L131 261ZM1 260V259H0ZM4 260V259H3ZM9 262V261H8ZM85 262V261H84ZM138 263V262H137ZM147 264H149L148 262H146ZM145 263V264H146ZM2 264V263H1ZM4 264V263H3ZM127 264V263H126ZM130 264V263H129Z\"/></svg>",
	"mask_w": 264,
	"mask_h": 264
}]
</instances>
